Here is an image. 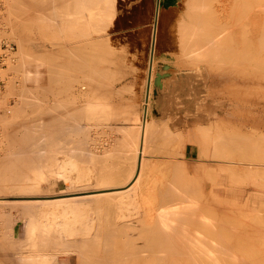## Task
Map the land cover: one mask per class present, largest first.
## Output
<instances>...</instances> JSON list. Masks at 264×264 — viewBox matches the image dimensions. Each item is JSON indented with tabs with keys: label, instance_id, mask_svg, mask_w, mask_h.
<instances>
[{
	"label": "rangeland",
	"instance_id": "1",
	"mask_svg": "<svg viewBox=\"0 0 264 264\" xmlns=\"http://www.w3.org/2000/svg\"><path fill=\"white\" fill-rule=\"evenodd\" d=\"M13 0H11V1H9V0H5V8H4V11H3V13H2V15H1V17H0V24L2 25V27H3V30L2 31H0V35H3V32H4V37L6 38V40L7 41H9L10 43H12L13 44V49H12V51H13V53L14 54H11L10 55V57L8 58V60H6V62H5V66L3 67V73L1 72L2 71V69H0V116L2 115V119H0V121L1 120H3L4 122H3V124L1 125L0 124V131H1V134H0V146H3L4 145V143L7 141V140H10L11 139V136H9L8 135V133H5V132H7V130H9L10 131V126L9 125H4V124H7V122L9 121V117H10V121H12V122H14V121H17V122H19V121H21L20 120V118L22 119V117L24 116V117H26L27 116V118H29V116H30V114H32L33 112H30L29 113V115H25V113H26V111H31L32 109H33V107H35L33 110H34V113H36V114H34V115H38L39 116V114L40 113H43V111L45 110V109H48L49 107L52 109V107H53V105H52V107H51V104H50V102H51V100H52V102H53V100H54V98L55 97H57V98H55V101H54V103H56V101L57 102H60V104H61V101L63 100H59V99H61L62 98V96H64L66 93L68 94L69 93V91H71V95H67V96H69V98L70 97H72V93H74V95H73V101L72 100H70L71 102H72V104H71V102L69 103V106L67 107L66 106V108H64V106H63V104H61L62 106H63V108L64 109H66V111L67 112H65L64 111V109H62V110H60V106L61 105H59V108H58V105H56L57 106V109H56V111H57V113L59 112V114H61V112H65V113H70L69 111H71V115H69V121L68 122H70L68 125H70V127L69 126H67L68 128H70V129H68L69 131H67V132H69L68 134H71V135H68V137L66 136L65 137V139L67 138V140H65V139H62V142H63V144H65V146L67 145L66 143V141H70V145H72V147L71 146H62L63 147V149L62 150H64V151H62V150H60V147H58L59 148V150L56 148V152L54 153V152H52V151H50L51 149L49 148V146H48V142H47V140H48V136L46 137L45 135H44V133H46V132H42L41 133V135H37V133H35V132H31L32 130H34V131H36L37 129V127L39 128V126H37L38 124H36V128L35 129H31V128H34V127H31V125L32 126H34L33 124H35L36 122H37V120H38V122H40V121H43V123H44V121H45V117H41V119L42 120H40V118L38 117V116H36L34 119H35V121H34V119L32 118V120L30 119V121H29V119H27V121L26 120H24V117H23V119H22V121L21 122H19V124H20V129L22 128L23 129V126L22 125H25L26 124V122H30V125L29 124H26V125H29L30 126V133H33V135L35 136L36 135V139L37 140H35V139H31V140H29L28 139V137H31L30 135H25L27 132L26 131H22V132H26L25 134L24 133H22L21 131H20V129H19V125H18V134L20 135V138L21 137H25V139L27 138V140H29V141H31L32 142V140H34V141H40V143H42V139L44 138L45 140H46V143L43 141V143H45V145L47 146V148H45V145H43L42 147L43 148H45V150H46V153H47V149L50 151H48V153L49 154H47V156H45V150L42 148V147H40V148H42V149H40L39 148V152H37V150L36 151H33L32 150V148L34 147V144H36L37 142H33V144L31 143V142H28L27 144H26V140H24V138H23V140H21V142H25V145L26 146H28V144L29 143H31V146L32 147H28V152L26 151L27 150V147L24 145V144H22V143H19V144H22L23 146L22 147H26V150H24V148H23V150L25 151V152H27V153H25L24 151H22L21 150V145L19 146L18 145V148L20 147V149H19V151H18V153H20V155L18 154V153H16V154H18V157H20V156H22V155H29V152L30 151H33L34 152V154H37V153H41L45 158L43 159V156H41V158H42V160H43V162L44 163H46V162H49V161H51V159L53 160V157L54 156H57V154L56 153H59V157H64L65 156V158H68V157H70L71 156V159H73V160H76L77 162V166L78 165H80L79 166V170L81 169V171H83L84 173H82V172H80V174L79 175H75L74 173V176L76 177V176H79L80 177V175H81V179L80 180H78L77 179V177L75 178V183H74V181H73V183L76 185V186H78L79 187V184L77 183V180L80 182V184L81 185H83V187H85L86 185H85V183L86 184H88V186H90V184L91 183H95V180H94V178H96L98 175H100L102 172H109L110 171V168H112L114 165H115V167L113 168V169H111V170H114L115 168H116V170L117 171H115V172H118V173H120V172H124L123 174H121L122 176H120V174H119V176H120V179L121 178H124L123 176H127V171H130L131 169H130V167L132 166L131 164L133 163V161H131V163H130V161L129 160H131V159H133L134 160V158H133V156H132V154L133 153H135V150H133L134 148H132V146L134 147V142H133V139H134V141H135V139H136V132L138 131L137 130V128H139L138 127V124L140 125V126H142V124L144 123L143 122V110L145 109V110H147L146 111V117H145V122H149V123H146V125H148V124H151V123H153V124H151V125H158V128L157 127H155V129L157 130H159L160 128V132L163 134L164 132H165V134L163 135V136H167L168 135V138L166 137L165 139V141H166V143H164V141L162 140L163 139V137L161 138V133L158 131H156L155 132V129L153 130L151 127V125H150V129L152 130V131H147V133L145 134V136H147L149 133H153L154 135H156L154 138H152L154 135L151 133L150 134V136H148L147 138H146V140H145V137H144V143L145 142H148L149 141V139H154L155 140V142L154 143H152L153 142V140L152 141H150V142H148V143H145V145H144V143H143V145L145 146V147H143V149H144V151H145V149H146V152L145 153H147V154H145L144 152H142V154H143V156H144V158L145 159H148V158H151V160H153V163H152V161L150 160V161H148V160H144V161H146V163H144V161H143V164L144 165H146L145 166V170L143 169V171H147L148 169H151V166H154V167H152V169L154 168V170H151V171H153V175H152V173L151 172H149L150 170H148V172H146L147 173V175H146V173H145V175L146 176H148L147 178H148V180L149 181H147V178H146V176H144V172L142 173L143 175H141V174H139V178L138 179H140L139 181H143L144 179V185L145 186H147V185H149L150 183H151V180H150V178L152 179V183H153V185L154 184H156V185H154V186H152V185H150V187L152 186V189H153V187L155 188H157L158 189V191L159 192H157V191H154V190H157L156 188L155 189H153L152 191H151V188L149 187V186H147V188H148V190H150V191H148L147 189H145V190H143L144 189V186H143V184L142 185H140L141 184V182H139V181H137V183H138V185L137 186H143L142 188L143 189H141V187H139L142 191H139V189L137 190V193H138V191H139V193L138 194H140V192H141V194L144 192L145 194H143L145 197L142 199L141 198V196L140 195H136V198H135V201H136V199L138 198V200L136 201L137 202V205H138V203L141 201V203H139V206H140V204L142 205V206H136V211H138V209H139V211L141 210V212H147L148 210H150L151 208H149V207H151L152 205H153V203H152V201H151V199L154 197V198H156L155 197V195L153 194V193H155V192H157L156 194H159L160 193V191H161V189L162 188H164V187H166V190H168V192H171V193H176L177 192V194H179L180 196H181V199H182V204H183V206H187V205H192V206H196L197 207V209H198V211H199V214H202V212L204 211L203 209L205 208L204 206H207V205H210L211 207H210V209L212 210H210L209 208V211L212 213V214H214L213 216L215 217V219H217V220H219V218H221L222 217V219H220V220H223L224 219V215H229V213L231 214V212H230V210L231 209H233V211L235 210V209H238L239 208V211L238 210H235L234 211V213L236 214V213H238V216H240V215H242L243 217L245 216V214L244 213H242L243 211H241L240 210V208L241 209H246L245 211H247V209H250V210H252V212H251V214H250V212H247L248 214H249V216H247V214H246V216L247 217H242V219H243V221H242V219H238V217H236L237 216V214H236V216L235 215H233L234 213H232L231 214V216H234V217H229V216H226L225 217V221L228 219L229 221H230V223L228 222V224H225V223H227V222H222V221H216L214 218H212V216H211V214H210V216H211V218L213 219L212 220V223H213V221H214V223H215V225L212 227V229H214V231L212 230V232H214L213 234H214V242H213V247H212V251H211V256L209 257V259H210V261H209V259H208V261L205 263V264H220V263H224L225 264V262H229L230 264H231V260H233L232 261V264H237V263H239V264H245V252H246V250L244 249L245 248V241L247 242V241H249V240H245V238L246 237H250V235L252 234V238H250V240H251V245H249L248 247V251H249V258H251L253 261H255L256 259H258V260H256L254 263L251 261V259H250V264H259V263H261V264H263L264 263V261H263V257H264V246H262V245H264V242H262V241H264V225H263V222H264V187H261V189L259 188V189H257L258 187H259V185H261V182H260V180H261V178H259V180H258V177H260V176H258L257 174H259V173H261V172H259V173H257V172H255L254 174H256L257 176H255V177H253L252 175H251V173H252V169H251V167H250V165H247V167H246V170H244V171H242V173H243V177H245V178H243V179H241L242 181H241V185H240V183L238 184V180H237V177L236 178H234V179H236L235 181L234 180H232L233 178L232 177H230L231 175H233V173H234V171H235V173L234 174H236V172H240V171H237V169L239 168V167H241V165L239 166V165H236L237 166V169H235V167H234V169L232 168V170H230L231 169V167H230V169L228 170V165H227V170H228V172H230V171H233V173H231L230 175H229V173H227L226 174V172H227V170H226V167H224L223 165H224V161L226 160V158L227 157H229V155L227 154L228 152V150L227 149H229V148H227V147H223V146H220V147H218V146H216V145H218V144H220V145H222L224 142H225V140L227 141V138H230L231 136H233V134H231V136L229 137V135H227L226 136V134L224 135V133H222L221 131H222V129L223 128H225V126H226V128L227 129H225L226 131H227V133H232L231 131H229L230 129L229 128H232V127H229V126H231L232 124H237V126H235V127H233V129L234 128H237V127H243V125L245 126V127H243V128H240V131L239 132H244V134H248L247 136H245V135H243V136H241L243 139L245 138V139H248L249 138V135L250 136H256L255 138H259V140H263L262 138H264V133H263V131H264V127H261V126H263L264 125V112L262 113V111H263V108H264V101H262V99H263V97L264 96H262L261 95V93H263L264 92V89H262V88H264V86L262 87L261 85L263 84L264 85V81H262V80H264V75H263V73L261 74L260 72H261V67H263V65H264V62H263V59H262V63L260 62L259 64H258V66L259 65H262V66H260V71H258V73H257V71L255 72V76H252L253 74H251V72H250V77L252 78V79H249V76H248V74H249V72L248 71H250L249 70V68L251 69V68H253L252 66H253V63H252V61H250L252 64H250L249 63V65L251 66V67H249V65H248V63H247V61L248 60H250L251 58V60H253L254 58H256V56H257V54H258V52L260 53V54H258V56L259 55H261V57H263L264 58V55H263V53H264V51H262V52H260L261 50H264L263 48H264V41H262L260 44H256V41L259 39L258 38V36H259V34L261 35V33H262V35H263V37H264V32H263V29H264V27H262V26H264V25H262L261 23H264V0H261V1H259V3H258V5L260 6H258L257 5V11H259V12H257V25H259V22H260V27H262V30L260 29V27H257V29H258V35H257V40L255 41V43H251L250 44V42L249 43H247V44H249V45H251V48L249 47V48H246V47H248V45L246 44L245 46H243L244 47V50L246 49L247 50V54H245V52H246V50H245V52H243V51H241V52H239V53H236V55L239 57V55H242V56H244V59H245V62H244V60H243V57L242 56H240L242 59H240V58H238L237 59V57H235L237 60H239V61H241V63L242 62H244V63H246V64H244V65H246V67L244 66V65H242L240 62H236L235 61V58L234 57H232V58H234V59H232L231 57V61L233 60V62L235 61L236 63H238V65H235L236 63H231V66L233 65V69H232V67L231 66H229L230 64V62L229 63H227L228 61H230L229 60V58H228V60L226 61L225 60V62H224V65H223V67H226V65L225 64H227V66L228 67H231V68H228V67H226L227 68V71H229V72H234V71H232V70H234V68H235V66H236V69L238 70V72L236 73H233L234 75H232V73H231V75L227 72H223V73H221L223 70H224V68L222 67V71H220V69L217 71V70H215L213 67H209V69L211 70V71H209V69L207 68V66H210V65H208L209 64V62L211 63V64H213L214 63V59H215V61L217 62V60L216 59H218V56L220 57L221 55H218V53H216V52H214L215 50H214V47L212 48V47H210V49L212 48L214 51V55L212 56V54H210V53H213L212 52V50H209L210 51V53H209V51H207V50H205V48L206 47H208V46H206V47H201V48H199L198 47V44H197V42L195 41V40H193V39H195L194 38V31L192 32V29L188 26L189 25V18L187 19V16L186 15H188L187 13H188V6L189 5H187V4H190V2H191V0H186V2L184 1V0H178V4L176 5V7H174L173 9H171V10H168V11H165V12H159L158 13V9H157V7H156V0H113L114 1V3H113V5H114V8H115V10H114V16H113V18H112V20H111V22L110 23H103L102 22V24L100 25V31H99V33L98 34H95V33H91V34H95V35H97L96 37H98V38H100V40H101V42L102 41H104V48H102L101 46H100V48H102V50L101 51H99V50H96V53H98V54H100L101 55V53H102V51H104L105 50V47L108 49V51H111L112 53V55L109 53V58L107 59L106 57H104L102 60H100L99 59V57H103V56H106V55H104V54H106L107 53V50L105 51L106 53H104L103 55H101V56H98V54H96L95 53V49H98L99 48V46L98 47H95L94 49H92V47L93 46H90V44H88L87 45V47L88 46H90V48H91V51H94V53H93V55L95 54V59H96V57L98 56V58L96 59L97 61H99V62H101L102 63V61H105L104 63H102V66H101V63H97V61L95 62V66H94V68H93V66H91V67H89V70L92 72V70H91V68L94 70L93 71V73L91 74V72H89V70L86 68V65H85V62H83L82 60V62L84 63V65L82 64V62L80 61V60H77L78 62L80 61L81 62V69L82 70H86L85 72H87V73H85V74H91V76L93 75V74H95V75H97L98 76V78L100 77V76H102V75H104L103 76V78L101 77V79H99L101 82L99 83V81L98 80H96L95 81V79L93 78V76L91 77V80H92V78H93V81H91V80H87L84 76L85 75H83V73L81 72V69L80 70H77L76 69V73L79 71V72H81L82 73V75L81 74H75L76 76L74 77V75H72L71 73H69V75H70V77H68V78H71V76L73 77V79H76V81H77V77H81V78H79L78 79V81H77V83H76V81H74V83H72V85H71V82L69 81L70 79H67L66 78V80H68L67 82H68V87H69V83H70V88L69 89H67V91H63V89H61V83H64L63 84V87H64V85H65V82H63V80H65V78L63 79V78H58V81H56V80H53V82L54 83H56V82H61V83H58V84H55V85H57L56 87H52L51 88V92H52V95H54V93H55V95H54V97H51L50 95V93L51 92H47V91H45V87L47 86H49V87H51V84H52V86H55L54 85V83L53 82H50V80H52L51 78L49 79V77L48 76H50L51 77V74L50 75H48L47 76V74H49L48 73V69L46 70V68H47V66H51V65H53V64H55L54 62H58V58L56 59V57L53 59L54 60V62H53V60L51 59V61H52V63H51V65H47L48 63H49V61L50 60H48V63H47V61H46V57L48 56L49 58H51V57H53V55L52 54H50V55H48V52H49V48L48 47H50V49H52L51 47L52 46H50V44H48V42H49V40H47L46 38H48V39H50V38H52V35L49 37L47 34L48 33H51V32H48L47 33V30H46V32H45V29L39 24V21L38 20H40L41 18V16H43L42 18V22H43V24H44V22L47 24L48 23V21H51V22H53V21H56V24L59 22L58 21V19L59 18H57L55 15L53 16L52 14H53V11H51L52 9L54 10V8L51 6V1L50 0H48V1H50V7L48 8L49 10H47V12H46V10H44L43 8H42V6H41V4H39L42 0H39V2H38V4H36L37 5V8H36V5L34 4H30V5H28L30 2V0H20L21 2H18L19 0H14V2H17V4H16V6L17 7H14L15 5L13 4L12 5V2ZM25 1V2H24ZM28 1V2H27ZM35 1H37V0H35ZM34 1V2H35ZM46 1V0H45ZM187 1H190L189 3L187 2ZM216 1V0H215ZM215 1H214V3L212 4V6L214 7V5L215 6H218V1L216 2V4H215ZM22 2H24V3H26V4H24V6H23V4H22ZM171 2H173V0H170V1H167L165 4H168V3H171ZM11 5H9V4ZM18 3H20V4H18ZM36 3V2H35ZM263 3V4H262ZM22 5V6H21ZM32 5V6H31ZM183 5H185V6H183ZM187 5V6H186ZM220 5V4H219ZM19 6H21V7H19ZM35 6V7H34ZM148 6V7H147ZM8 7H11V8H8ZM14 7V8H13ZM26 7V8H25ZM28 7V8H27ZM38 7H40L39 9H38ZM52 7V8H51ZM186 7H187V10H186ZM219 7L220 6H218V7H214V8H212V10H214L213 12H215V14L217 13L216 11H218L219 10ZM16 8L17 9H19V10H17L16 12H14V10H16ZM31 8H33V9H31ZM36 8V9H35ZM218 8V10H216ZM10 9H12V11L9 13V12H7L8 10L10 11ZM22 9V10H21ZM24 9V10H23ZM27 9V10H26ZM40 9H42V10H40ZM51 9V10H50ZM21 10V11H20ZM26 10V11H25ZM40 10V11H39ZM28 11H30V12H28ZM32 11H37V13H33L32 15H30L32 18H34L35 19V21H36V19H38L37 18V14L39 15V19L37 20L38 22H34V20L29 16V14L32 12ZM187 11V12H186ZM261 11V12H260ZM18 12H20V13H18ZM23 12V13H22ZM24 12H25V14H24ZM39 12H42V13H39ZM52 12V14H50ZM9 15H11L12 13H13V15H16V19L15 20H19V21H16L15 23H14V18H15V16H9ZM16 13V14H15ZM48 13H49V15H48ZM133 13V14H132ZM261 13V14H260ZM20 14V16H18ZM34 14H36V15H34ZM40 14H46V17H44L45 15H41L40 16ZM259 14H260V16H259ZM29 16V17H27V16ZM34 15V16H33ZM48 15V16H47ZM52 15V16H51ZM158 15V17H156ZM167 15V17H165V16ZM24 16V17H23ZM26 16V17H25ZM23 17V18H22ZM49 17V18H48ZM51 17V18H50ZM52 17H54L55 18V20H54V18H52ZM125 17V18H124ZM164 17L165 18H168L166 21H165V23H164V25L162 26V21H161V19H164ZM4 18V19H3ZM11 18V19H10ZM17 18H22V20H20V19H17ZM30 18V19H29ZM48 20H47V19ZM57 18V19H56ZM158 20H157V19ZM263 18V19H262ZM50 19V20H49ZM51 19H53V20H51ZM184 20V21H182V20ZM261 19V20H260ZM11 20V21H10ZM25 20H26V22L29 20V22L28 23H25ZM30 20H32V21H30ZM178 20H180V22H178ZM263 20V21H262ZM4 21V22H3ZM20 21H21V23L23 24V26H21L20 24ZM188 21V22H187ZM3 22V23H2ZM9 23V24H7V23ZM54 23V26L55 27H53V26H50V28L52 27V28H54V29H52V30H57V27H56V24H55V22H53ZM52 23V24H53ZM181 23H182V25H181ZM187 23H188V25H187ZM25 24V25H24ZM29 25V26H27V25ZM31 24V25H30ZM37 24V25H36ZM60 24V22L57 24V25H59ZM106 24H108V26L106 25ZM180 24V25H179ZM183 24H185V27H187L188 26V35H187V28H184V26H183ZM191 24V23H190ZM14 25H18V27H16V26H14ZM33 25V26H32ZM40 25V27H38ZM48 25H51V23L49 22L48 23ZM47 25V26H48ZM104 25H106L107 27H101V26H104ZM9 26H10V28H9ZM25 26L27 27L26 29H27V32L28 33H30V34H28L27 35V32H25L24 31V29H25ZM45 26V25H44ZM61 26V25H60ZM60 26H58V28L60 27ZM17 28V31H19V32H21L20 30L21 29H23V31H24V33H22V35L23 34H25L27 37L28 36H30V37H26L25 35H23L25 38H27L28 40H31V38L32 39H35L33 42H34V44H33V42H32V40L31 41H29V42H24L25 44H22L21 43V41L20 40H18L17 41V39H19V36L21 35V33H20V35H17L18 34V32H16V28ZM20 27H21V29H20ZM46 27V26H45ZM179 29H178V28ZM181 27H183V29H181ZM37 28H41L40 30L39 29H37ZM44 30H43V29ZM48 28V27H47ZM105 28V29H104ZM156 28V36H155V47H154V45H152V39H153V31H154V29ZM20 29V30H19ZM49 29V28H48ZM178 29V30H177ZM185 29V30H184ZM113 30V31H112ZM186 32H184V31ZM189 30L193 33H190L189 32ZM9 31H10V33H9ZM11 31L14 33H11ZM44 31V32H43ZM54 31H52V33H54ZM125 31V32H124ZM7 32V33H6ZM55 32H57V31H55ZM62 31L59 29L58 30V34L60 35V36H64V37H60L61 38V42H63L62 40H64V39H66L65 41H68L69 40V36H67V37H65L66 35L64 34V33H61ZM162 32V35H163V37L162 38H160L159 37V35H160V33ZM179 32V33H178ZM42 33V34H41ZM44 33H45V35H44ZM181 33V34H180ZM9 34V35H8ZM13 34V36H11ZM31 34H33V35H31ZM183 34V35H182ZM42 35H43V37H45L44 39H45V41L43 42V41H40V40H42L43 39V37H42ZM54 35V34H53ZM57 35V33H55V36ZM59 35H57L56 37L54 36L52 39H56V38H58L59 39ZM93 35H92V37L91 38H94L95 37V35H94V37H93ZM99 35V36H98ZM181 35V36H180ZM184 35H186V36H184ZM193 35V36H192ZM10 36V37H9ZM17 36H18V38H17ZM23 36H20L21 38L23 37ZM87 36H90L89 34L87 35ZM180 36V37H179ZM190 36H192V38H189ZM23 37V38H24ZM39 37H41V39L39 38ZM84 37V36H83ZM75 37L74 38V36L73 37H71L70 36V38H73V39H75V40H69V42L71 43V44H69V42H67V45L69 46H71L72 45V43H73V45H76L78 42L80 43H82V41L83 40H88V37L86 38V37ZM179 37V38H178ZM263 37H261L260 36V39H262ZM20 38V39H21ZM80 38H82L83 40H81ZM183 38H187V40H185V39H183ZM16 39V40H15ZM27 39H25V40H27ZM79 41H78V40ZM157 39V40H156ZM158 39H159V41H158ZM193 40V41H191V40ZM24 40V39H23ZM24 40V41H25ZM57 40V39H56ZM60 40V39H59ZM77 40V41H76ZM81 40V41H80ZM181 40H183V41H181ZM264 40V39H263ZM37 41H40V42H42V44H40V42H37ZM54 41V40H53ZM53 41H51V39H50V42H51V45H52V43H53V47H54V44L55 43H57V42H60V41H56V42H53ZM180 41V42H179ZM187 41H190V42H187ZM194 41H195V43H194ZM23 42V41H22ZM36 42V43H35ZM49 42V43H50ZM86 42V41H85ZM109 43V45H108V43ZM183 42L185 43L186 42V45H184L183 44ZM257 42H260V41H257ZM16 43V44H15ZM21 43V44H20ZM28 43V44H27ZM105 43H107V44H105ZM189 44V46H188V44ZM193 43V44H192ZM18 44H20L21 46H25L24 47V49H27V51H25V52H27V53H21V54H19L20 53V51L21 52H23L22 50H21V48H19V47H21V46H19ZM158 44V45H157ZM182 44H183V48H182ZM192 45V50H191V45ZM195 44H197V45H195ZM26 45H27V47H26ZM41 45V46H40ZM72 45V46H73ZM94 45V44H93ZM99 45V44H98ZM102 45V44H101ZM256 45V46H255ZM260 45V47L259 48H261L260 49V51L258 50L257 51V49H259L258 48V46ZM18 46V47H17ZM42 46H44V47H42ZM46 46H47V56H45V51L44 50H46V49H44V48H46ZM152 46H153V48H152ZM179 48H178V47ZM35 47V48H34ZM74 47V46H73ZM86 47V48H87ZM180 47H181V49H180ZM184 47H185V49H184ZM187 47V48H186ZM188 47H190L189 49H188ZM194 47H197V48H199L200 50V52L201 53H199V54H203V55H207V53H209L210 55H211V59L207 56V58H209L208 59V64L205 62V60L204 59H206L205 58V56H203L204 57V59H203V61L205 62V63H203V61H202V59H201V56L198 54V57L196 56L197 55V53L199 52H196V50H198V49H196V48H194ZM257 47V48H256ZM263 47V48H262ZM23 48V47H22ZM90 48H89V50H90ZM99 48V49H100ZM241 48V47H240ZM239 48V50L238 51H240L241 49ZM15 49L17 50V51H15ZM44 51L42 54L45 56L44 58H42V59H40V58H38V57H40V55H39V53H40V51L42 52V50ZM54 49V48H53ZM52 49V50H53ZM67 49H69V48H67ZM195 49V51L193 52V50ZM251 49V50H250ZM255 49V50H254ZM20 50V51H19ZM70 50V49H69ZM68 50V52H70ZM86 50H88V48L86 49ZM154 50V51H153ZM186 50H188V53L187 52H185ZM252 50L254 51L253 53H252ZM12 51H11V53H12ZM15 51V52H14ZM19 51V52H18ZM35 51H37V52H39V53H37V55H38V61L36 62V63H34V59L36 58V56H34L33 58H32V55H34V54H30L31 52H35ZM54 51V50H53ZM89 52L88 53V55H90V53H91V55H92V52ZM153 51V52H152ZM204 51H206L207 53L205 54V52ZM255 51H257V54H256V52ZM18 52V53H17ZM29 52V53H28ZM52 52V51H51ZM71 52H73V51H71ZM99 52H101V53H99ZM244 53V55L243 54H241V53ZM252 54H251V53ZM74 53V52H73ZM73 53H70V55L71 54H73ZM175 53V54H174ZM187 53V54H186ZM191 53H194V54H191ZM24 55V57H26L25 55H27V58H32V63H29L27 66L28 67H25L24 68V70L26 69V68H29L28 70L29 71H31V73H32V71L33 72H37V73H34V75H33V73H32V75H31V73H30V75H28V77L30 76V78H28L27 77V74H29L28 73V71H27V69L25 70V71H27V74H24V77L26 78L27 77V79L26 80H28V81H30L29 79H31V81L30 82H25V84H24V82L23 81H26L25 80V78H24V80L21 78V76H23V74L21 75V71H22V69H23V67H20V66H18V62L21 60V58L22 57H19V55ZM41 54V53H40ZM181 54H185L184 56L183 55H181ZM190 55L191 54V56H187V55ZM239 54V55H238ZM249 54L250 55H254L255 56V54H256V56L254 57V56H250L249 57ZM13 55V56H12ZM90 55V56H91ZM178 55V56H177ZM181 55V56H180ZM218 55V56H217ZM71 56H73V58L76 56V54H74V55H71ZM194 56H196V58L194 57ZM200 56V57H199ZM214 56H217V58L216 57H214ZM235 56V55H234ZM245 56H246V58H245ZM249 58H248V57ZM23 57V58H24ZM59 57V59H61L62 60V57L61 56H58ZM61 57V58H60ZM111 57H112V59H111ZM185 57H187V58H185ZM194 57V58H193ZM202 57V58H203ZM213 57V58H212ZM254 57V58H253ZM260 57V56H259ZM258 57V58H259ZM19 58H20V60H19ZM23 58H22V60H23ZM36 58V59H37ZM194 59V61L196 60H198L196 63H193L194 61H193V59ZM198 58H200V60L198 59ZM221 58L224 60V58H227V57H225V56H221ZM220 58V59H221ZM247 58H248V60H247ZM256 58L257 59V61H256V63L254 62V66H255V64L257 65V63H258V60L260 61L261 60V58ZM24 59H26V58H24ZM44 59H45V61H46V63H45V61H44ZM213 59V60H212ZM256 59H254V60H256ZM14 60H16V61H14ZM21 60V61H22ZM27 60V59H26ZM29 60V59H28ZM31 60V59H30ZM55 60H57V61H55ZM61 60H59V61H61ZM108 60H110L109 62L110 63H108ZM182 60V61H181ZM207 60V59H206ZM211 60L213 61V62H211ZM223 60H219L218 61V63L220 62L221 63V61H223ZM243 60V61H242ZM20 61V63H22ZM25 61V60H24ZM39 61H41V62H39ZM50 61V62H51ZM188 61H189V63H188ZM202 61V62H201ZM18 63V64H15V65H17L18 67H20V69L19 68H17L18 70L17 71H19V72H16V70H14V67H12V66H14L13 65V63ZM151 62V63H150ZM180 62V63H179ZM184 62H186L185 63V65L183 64ZM192 62V63H191ZM216 62H215V64H216ZM8 63H10V64H8ZM11 63H12V65H11ZM24 63V62H23ZM22 63V64H23ZM96 63L98 64L97 66H96ZM176 63V64H175ZM190 63H191V65H190ZM217 63V64H218ZM220 63H219V66H220ZM6 64H8L7 66H6ZM22 64H19V65H21L22 66ZM87 64V63H86ZM178 64V65H177ZM180 64V65H179ZM194 66H193V65ZM214 65V66H218V65ZM222 64H223V62H222ZM229 64V65H228ZM189 65V66H188ZM207 65V66H206ZM248 65V66H247ZM9 66H11V67H9ZM100 66V67H99ZM151 66H153V67H151ZM206 66V67H205ZM238 66V67H237ZM242 66V68L243 69H247V70H243L242 68H240ZM257 66V67H258ZM79 67V66H78ZM77 67V68H78ZM95 67H96V69L97 70H101V71H97L96 69H95ZM98 67V68H97ZM102 67H103V69H102ZM190 67V68H189ZM194 67H195V69H194ZM200 68V69H198V68ZM202 67V68H201ZM248 67V68H247ZM50 68V67H49ZM106 68H108V69H106ZM151 68V69H150ZM153 68V69H152ZM206 68V69H205ZM212 68V69H211ZM219 68V67H218ZM240 70H242V71H239V69ZM255 68H256V66H255ZM254 68V69H255ZM13 69V70H12ZM208 69V70H207ZM230 69H232L231 71H230ZM254 69H252V70H254ZM257 69V68H256ZM258 69V70H259ZM24 70L22 71V73H25L24 72ZM74 70H75V68H74ZM102 70H103V73H102ZM105 70H107V75H109V76H107L106 77V71ZM110 72H109V71ZM194 70V71H193ZM236 70V71H237ZM5 71V72H4ZM9 71V72H8ZM97 71V73H95ZM152 71V72H151ZM255 71V70H254ZM264 71V67H263V70H262V72ZM74 72V71H73ZM78 72V73H79ZM102 74H101V73ZM104 72H105V74H104ZM214 72V73H213ZM217 72V73H216ZM242 72V73H241ZM243 72H247V74L246 73H243ZM14 73V74H13ZM98 73H100V74H98ZM157 73H159V74H161L162 76L160 77V81L158 80V84L157 85H155L154 84V79L156 78V76H157ZM210 73V74H209ZM220 73L221 74H223L222 76L220 75ZM242 74V78H240L241 76L239 75V76H237V74ZM254 73V72H253ZM142 75V79H141V83H140V85H139V90H140V92L138 93L136 90H137V85H136V76L137 75ZM152 74V75H151ZM197 74H198V76H197ZM217 74H219V75H217ZM224 74H226L227 76H229L227 79H228V81H229V83H227L228 81L226 80V79H223V78H226L227 76L226 75H224ZM244 74H246L247 75V77H246V75H244ZM258 74H261V75H258ZM15 75H16V78H15ZM68 75V74H67ZM68 75V76H69ZM78 75V76H77ZM100 75V76H99ZM175 75V76H174ZM212 75V76H211ZM257 75V76H256ZM11 76V77H10ZM17 76H18V78H17ZM19 76H20V78L23 80H21V82L23 83V84H21L20 83V78H19ZM87 76V75H86ZM90 75H88V77H89ZM114 77V79L112 78V77ZM151 76V78H149ZM194 76H196V77H194ZM211 76V77H210ZM224 76V77H223ZM231 76H233V77H231ZM235 76H237L238 78H240V79H238L237 77H235ZM47 77H48V79H49V81H48V79H47ZM83 77L85 78V82H86V84H85V82H84V80H83ZM94 77H96V76H94ZM109 77H111L112 79H110ZM234 78V79H232V81H231V78ZM246 79H245V78ZM256 77V78H255ZM258 77H261L259 80L257 79ZM2 78V79H1ZM10 78H12V80H10ZM97 78V79H98ZM105 78V80H106V78H107V84H106V81L105 80H103ZM254 78V79H253ZM63 79V80H62ZM147 79H150L149 80V82H148V84L150 85V87H149V85L147 86ZM202 79V80H201ZM235 79H238L239 80V83H238V81L237 80H235ZM245 79V80H244ZM248 79H249V81H250V83H251V87H250V84H249V81H248ZM256 79V80H255ZM3 80V81H2ZM7 80H9V83H8V81ZM18 80V81H17ZM35 80V81H34ZM61 80V81H60ZM65 80V81H66ZM71 80H72V78H71ZM87 80V81H86ZM103 80V81H102ZM111 80H112V83H111ZM193 80H195V81H193ZM225 80L227 81V82H225ZM247 80V81H246ZM253 80H255V86H257L258 87V85L260 86V87H255L254 85H252V83H253ZM261 80V82H263V83H261L260 82V84H258L259 82L258 81H260ZM240 81H241V83H240ZM242 81H245V83L244 82H242ZM257 81V82H256ZM10 82L14 85V87L13 88H17L18 87V90H16V88H15V90H14V92H13V94H12V92L11 91H13L12 90V88L10 87L12 84H10ZM17 83V85H16V83ZM32 82V83H31ZM34 82H36L37 84H35ZM66 82V83H67ZM83 82V83H82ZM104 82H105V84H104ZM109 82H110V84H109ZM145 82V83H144ZM211 82H214V83H211ZM224 82V83H223ZM231 82H232V87H230L231 86ZM233 82H235V83H233ZM237 82V83H236ZM248 82V84H249V87H247V83ZM15 83V84H14ZM32 84V85H30V84ZM33 83L38 87H35V85H33ZM42 83L43 84H45L46 86L43 88L42 86H44V85H42ZM78 83H80V84H78ZM81 83H82V85L83 84H85V86H82L81 85ZM100 85H99V84ZM103 83V86L101 85ZM204 83V84H203ZM227 83V84H226ZM256 83H257V85H256ZM38 84H40L41 85V88H39V86H38ZM228 84H229V88H227L228 87ZM240 85V86H243L242 88H240V86H238L237 87V85ZM243 84V85H242ZM10 85V86H9ZM22 85H28V87L33 91H29L28 89H26L27 88V86H26V88H25V90H23L24 89V87L25 86H23L22 87ZM67 85V84H66ZM77 85V86H76ZM145 85V86H144ZM214 87H213V86ZM246 87H245V86ZM59 86H60V92H63V93H58V95H56V91L58 92V90L59 89H55V88H59ZM71 86H73V88H71ZM76 86V87H75ZM80 86L82 87V88H80ZM204 86V87H203ZM218 86V87H217ZM226 87V89H228L227 91H231L232 89H233V91H235V93L237 92L236 90H235V88L236 89H238L239 91H240V89L241 90H243L242 91V95H240V93H241V91H240V93H237V95H240V96H236V94H235V96H233L234 94V92L231 94V96H233L232 98H231V96L229 95L230 94V92H226V89H225V87ZM235 86V88H233ZM8 87H9V91H8ZM31 87H35L36 88V91H34ZM48 87V88H49ZM76 89H75V88ZM86 87V88H85ZM102 87V88H101ZM127 87V88H126ZM146 87V89L144 90V88ZM215 87H217V90H216V88ZM223 88V90H222V88ZM253 87H254V89H253ZM4 88V89H3ZM22 88V89H21ZM66 88H67V86H66ZM66 88H64V89H66ZM78 88H80L82 91H86V93H87V95H86V93H84V92H82L80 89V92H79V90H78ZM83 88H85V89H83ZM89 88H90V90H89ZM92 88V89H91ZM97 88V89H96ZM99 88V89H98ZM114 88V89H113ZM122 88H124L123 90H122ZM210 88V89H209ZM212 88H214V89H212ZM247 88H250V90H248V91H246L247 90ZM252 88V89H251ZM260 88V89H259ZM19 89H21V90H23L24 92H25V94H26V100H25V98H23L22 96L24 95L25 96V94H22L21 93V98H22V101H23V99L25 100L24 102L26 103V105H23V103L21 102V104H20V95H19V93H20V91H19ZM39 89H41V91L39 90ZM43 89H44V92H42L43 91ZM54 89L56 90L55 92H54ZM86 89H88V90H86ZM101 89V90H100ZM229 89H231V90H229ZM246 89V90H245ZM259 89V90H258ZM4 90V91H3ZM26 90H28V92L29 93H27L26 92ZM47 90V89H46ZM73 90H74V92H73ZM114 90H116V91H114ZM119 90V91H118ZM122 90V91H121ZM146 90H147V95H148V103L147 104H145V92H146ZM150 90V91H149ZM210 90V91H209ZM254 91V90H257V91H254L255 93L257 92V96H259V97H261V100H260V98H258L256 95H254L253 93L251 94V92L250 91ZM263 90V91H262ZM18 93H17V92ZM77 91V92H76ZM88 91V92H87ZM118 91V92H117ZM124 91V92H123ZM149 91V92H148ZM223 91V92H222ZM245 91V92H244ZM259 91V92H258ZM262 91V92H261ZM4 92V93H3ZM23 92V93H24ZM35 92H36V97L33 99V95L35 94ZM37 92H39L38 93V95H37ZM64 92H66V93H64ZM120 92V93H119ZM194 92V93H193ZM203 92V93H202ZM219 92V93H218ZM249 93V95L247 96L245 93ZM16 93H17V95H18V97H16ZM31 93H34V94H32V96H31V100L30 101H33V102H31L33 105L34 104H36V103H38V104H40L41 106H42V104H43V102H45V99L47 100L46 102H45V104H43V106L41 107L40 105H39V107H41L42 108V112L40 111V113H38L39 112V109L37 110V112H35V110H36V107L38 106V104H37V106H31L32 104L30 103V101H29V99H30V96L28 95V94H31ZM212 93V94H211ZM216 93V94H215ZM260 93V94H259ZM15 94V95H14ZM40 94V95H39ZM46 94V95H45ZM49 94V95H48ZM62 94V95H61ZM64 94V95H63ZM84 95L85 94V96H80V95ZM213 94H215L214 96H213ZM217 94H219V95H217ZM226 94H228L229 96H225ZM250 94H251V96H253V98H251L250 97ZM7 95V96H6ZM43 95V96H42ZM60 95H61V97H60ZM189 95V96H188ZM245 95V96H244ZM261 95V96H260ZM264 95V94H263ZM10 96V97H9ZM67 96H65L64 97V102H66L65 101V98H68ZM176 96V97H175ZM203 96V97H202ZM248 97L249 99H252L253 101H256V103H257V99H258V101H259V103H263V104H259V105H255L256 103L255 102H252V100L251 101H248L249 99H247L246 100V98H245V102H247L248 101V103L249 102H252V104L251 103H249V105H248V103L246 104L244 101H242V100H244V99H241L242 97ZM43 98L41 101H43V102H41L40 100H37L36 98ZM44 97H46V98H44ZM50 97V98H49ZM59 97V98H58ZM82 97H85L84 99L82 98ZM212 97V98H211ZM239 97H241V98H239ZM257 97V98H256ZM19 98V99H18ZM29 98V99H28ZM51 98H53V99H51ZM79 98H80V101H81V103L79 102ZM219 98V99H218ZM225 98V99H224ZM229 98H231V99H229ZM233 98H234V100H233ZM237 98H239L238 100H237ZM256 98V99H255ZM28 99V100H27ZM49 99V100H48ZM57 99V100H56ZM199 99V100H198ZM235 99H236V102H235ZM18 100H19V104H17L18 103ZM129 100V101H128ZM214 100V101H213ZM221 100V101H220ZM241 100V101H240ZM264 100V99H263ZM14 101H16L17 103H15ZM26 101H28V103L26 102ZM38 101H40V102H38ZM49 101V102H48ZM62 101V102H63ZM68 101V100H67ZM87 101H89V102H87ZM103 101V102H102ZM189 101V102H188ZM224 101V102H223ZM233 101H234V103H233ZM238 101V102H237ZM262 101V102H261ZM51 102V103H52ZM63 102V103H64ZM84 102V103H83ZM105 102V103H104ZM204 102V103H203ZM219 102H220V104H219ZM230 102V103H229ZM240 102V103H239ZM13 103V104H12ZM68 103H65V104H68ZM78 103H80V104H78ZM101 103V104H100ZM104 103V104H103ZM135 103V104H134ZM173 103V104H172ZM222 103V104H221ZM243 105H242V104ZM6 104V105H5ZM74 104V105H73ZM85 104V105H84ZM89 104V105H88ZM93 104H94V106H93ZM198 105V106H195V105ZM229 104V105H228ZM15 105H20V106H15ZM28 105V107L29 106H31L30 108H32L31 110L28 108V107H26ZM46 105H49V107L47 108H44ZM71 105V106H70ZM82 105V106H81ZM91 105V106H90ZM148 105V106H147ZM174 105H175V107H174ZM183 105L184 106H186L187 108V110L183 107ZM225 105V106H224ZM246 105L248 106V107H246ZM252 105H254V107H252ZM55 106V107H56ZM84 106V107H83ZM86 106H89V107H86ZM92 106L95 108V110H93L92 109ZM102 106V107H101ZM191 106V107H190ZM214 106H215V109H214ZM217 106V107H216ZM9 107V108H8ZM20 107V109H22L23 111H25L24 112V115L21 117V116H19V115H22V113L20 112L21 110L19 109V111H18V108ZM86 107V108H85ZM230 107V108H229ZM239 107H240V109H239ZM241 107H243V108H241ZM257 107H259V108H262V110L260 111V109H258ZM15 110H14V109ZM40 108V109H41ZM43 108H44V110H43ZM49 108V110H51ZM136 108H137V110H136ZM198 110H197V109ZM203 108V109H202ZM223 108V109H222ZM225 108V109H224ZM249 108H251V110L249 109ZM253 108V109H252ZM11 109V110H10ZM76 109H77V112H78V114L76 115L75 114V112H74V110L76 111ZM82 109H84V110H82ZM132 109V110H131ZM234 109V110H233ZM246 109H249L250 110V112H246ZM3 110L5 111V113L3 112ZM10 110V111H9ZM32 110V111H33ZM48 110V111H49ZM61 112H60V111ZM79 110V111H78ZM88 110V111H87ZM98 110V111H97ZM103 110V111H102ZM142 110V111H141ZM194 110L196 111V112H194ZM224 110V111H223ZM234 112H233V111ZM255 110H259V113L260 114H262V115H258L256 112L257 111H255ZM11 112V114H9L8 115V117L6 116L5 117V114L6 113H9V112ZM13 111L15 112V114L17 115V116H15V114L13 113ZM28 111V112H29ZM80 111H81V114L83 113V115L81 116V114H80ZM87 111V112H86ZM95 111V112H94ZM105 111V112H104ZM131 111H133V112H131ZM184 111V112H183ZM193 111V112H192ZM207 111V112H206ZM214 111V112H213ZM230 111V112H229ZM236 111V112H235ZM254 111V112H253ZM3 112V113H2ZM63 112V113H64ZM72 112H74L73 114H74V117H73V115H72ZM76 112V113H77ZM92 112V113H91ZM98 112V113H97ZM103 112H104V114H103ZM108 112L111 114H109L110 115V119L109 118H107L109 115H108ZM141 112V113H140ZM190 112V113H189ZM223 112H225V113H223ZM233 112V113H232ZM252 112L254 113V116H251L252 118H254L253 120H255L257 117H260V118H262V120L260 119V118H257L258 120H255L256 121V123H254L255 121H253L252 119H251V117H249L250 116V114H252ZM14 114V118H18V116L20 117L19 118V121H18V119L16 118L15 120L13 119V117H11V116H13V114ZM19 113H21V114H19ZM38 113V114H37ZM86 113V114H85ZM89 113H90V115H89ZM241 113V114H240ZM28 114V113H27ZM79 114H80V116H79ZM96 114H98V115H96ZM131 114H134V115H132L133 116V118H132V116H131ZM142 114V115H141ZM169 114V118H171V120L166 116V115H168ZM174 114V116H171V115H173ZM189 116H188V115ZM197 116H196V115ZM199 114V115H198ZM222 114V115H221ZM223 114H224V116H223ZM236 115V118H235V115ZM238 114H240V115H238ZM245 114V115H244ZM246 114H247V116H246ZM33 114H32V116H34ZM94 115V116H93ZM106 117H105V116ZM141 115V116H140ZM219 115H221V117L219 116ZM238 115V116H237ZM41 116V115H40ZM75 116L77 117V118H75ZM79 116V117H78ZM87 116H88V118H87ZM92 116H93V118H92ZM96 116V117H95ZM102 116V117H101ZM131 116V117H130ZM134 116H136V117H138V119L137 118H135ZM256 116V117H255ZM70 117H72L71 118V120H70ZM83 118V120H81L82 118ZM98 117H100V118H98ZM167 117V118H166ZM202 117H204V118H202ZM207 117V118H206ZM218 117H220V118H222L223 120H221L220 122L218 121ZM240 117V118H239ZM248 117V118H247ZM7 119V121H5L6 119ZM30 118H31V116H30ZM76 119L77 120V122H71V121H73L72 119ZM96 118H97V120H96ZM103 118H104V120H103ZM109 119V120H107V119ZM150 118H151V121H149L150 120ZM153 118H154V120H153ZM202 120H201V119ZM210 118V119H209ZM219 118V119H220ZM225 118V119H224ZM12 119V120H11ZM74 119V121H76ZM101 119V121H98V120H100ZM124 119V120H123ZM133 119H137V120H134L135 122H133L132 120ZM157 119V120H156ZM217 119V120H216ZM227 119H229V121L227 120ZM246 119V120H245ZM24 120V121H23ZM93 121L92 123H91V121ZM106 120V121H105ZM118 120H120V122L118 121ZM209 120V121H208ZM83 121V122H82ZM86 121H88V122H86ZM95 121H98V122H95ZM122 121V122H121ZM125 123H124V122ZM138 121H140L139 123H138ZM155 121V122H154ZM208 121V122H207ZM214 121V122H213ZM217 121V122H216ZM231 121V122H230ZM249 123H248V122ZM258 121V122H257ZM23 122V123H22ZM28 122V123H29ZM31 122L33 123V124H31ZM79 122V124H77ZM103 122H105V125H103ZM106 122H108V123H106ZM110 122H112V123H110ZM164 122V123H163ZM198 122V123H197ZM201 122V123H200ZM211 122V123H210ZM219 122V123H218ZM223 124H222V123ZM227 122V123H226ZM0 123H2V121L0 122ZM21 123H22V125H21ZM42 122H41V124H43ZM75 123V127H76V129H77V131H79L78 133L77 132H75L76 131V129H75V127H73V124ZM84 123H85V125L86 124H89L88 126L86 125V127L87 128H89L90 126H91V124H92V128L90 127L89 129H86V127H84L85 125H84ZM95 123V124H94ZM98 123V124H97ZM117 123H119V124H117ZM124 123V124H123ZM163 123V124H162ZM167 123V124H166ZM218 124L217 126H216V124ZM221 123V125L219 126V124ZM230 123H232L231 125H229ZM240 123H243L242 125L240 124ZM260 123V124H259ZM262 123V124H261ZM72 124V125H71ZM81 124V127L79 126ZM99 124L101 125V127L99 126ZM107 124L110 126H112V124L116 127H114V126H112V127H109V126H107ZM197 124V125H196ZM208 124H210V125H208ZM215 125V127L217 128L216 130H219L220 132H221V134L222 135H220L219 136V134H220V132L219 131H217V132H219V134H217V132H215L216 130H214L215 129V127H214V125ZM226 124V125H225ZM228 124V125H227ZM238 124H239V126H238ZM247 124V125H246ZM256 124L259 126V129H258V126H256ZM40 125V124H39ZM44 125H45V123H44ZM79 126V129H78V126ZM82 125H84L83 126V128H82ZM126 125H128L129 126V128H128V126H127V128L125 127ZM134 126V127H130V126ZM161 125H162V127H161ZM166 125V126H165ZM192 125V127H190ZM194 125V126H193ZM198 125H204L203 127H199ZM208 125V126H207ZM224 125V126H223ZM251 125V126H250ZM253 125V126H252ZM3 126V127H2ZM4 126H5V129H4ZM9 126V127H8ZM29 126L27 127V128H25V130H29ZM71 126L73 127V128H71ZM93 126H95V128H97L96 130H94V133H93V129H95ZM99 126V127H98ZM104 126H106L105 127V132H104V134H102L103 133V131H104ZM175 126V127H174ZM197 126H198V128H200V130H201V128H205V129H203L204 131L205 130H207L208 132H210V133H212V135H213V140L211 139V137H212V135L209 133V135L210 136H205V137H207V140H206V138H205V140H204V138H203V136H201V138H203L202 140H204V141H202L203 142V144L201 145V142H200V139H198V142H197V137H199L200 136V134L202 135L203 133H202V131H200L198 128H197ZM256 126V127H255ZM110 129H109V128ZM124 127V128H123ZM175 129H174V128ZM179 127V128H178ZM194 127V128H193ZM196 127V128H195ZM252 127V128H251ZM2 128V129H1ZM102 128V129H101ZM108 128V129H107ZM190 128V129H189ZM211 128V129H210ZM247 128V129H246ZM250 128H251V130H250ZM7 129V130H6ZM21 129V130H22ZM43 129V128H42ZM74 129L75 131L73 132L72 130ZM82 129H84V130H82ZM91 129V130H90ZM116 129V131H114ZM120 129L121 130V132H123V133H121V132H119L118 130ZM124 129H125V131H124ZM133 130V129H135V130H137L136 132L133 130V132H135L134 134H131L130 136H128L129 135V133H130V130ZM140 129V128H139ZM149 129V130H150ZM165 131H164V130ZM169 129V130H168ZM171 129V130H170ZM189 129V130H188ZM195 129H197L198 130V132L200 133H198L197 132V130H195ZM241 129H243L244 131H242ZM257 129V130H256ZM263 129V130H262ZM6 130V131H5ZM89 130V131H88ZM97 130L99 131V132H97ZM102 130V133L100 132ZM112 130V131H111ZM126 130H127V132H126ZM131 130V131H132ZM167 130V131H166ZM187 130V132H185ZM195 130V131H194ZM232 130V129H231ZM235 130V129H234ZM238 130V129H237ZM72 131V132H71ZM109 131V132H108ZM118 131V132H117ZM164 131V132H163ZM170 131V132H169ZM172 131H174V132H172ZM189 131V132H188ZM192 131H194V132H196V133H194V132H192ZM203 131V132H204ZM207 131H205L206 133V135H208V132ZM211 131H213L215 134H217V136L219 137H217L216 135H214V133L213 132H211ZM224 131V130H223ZM236 131V130H235ZM235 131H233V132H235ZM247 131V132H246ZM254 131H256L258 134H259V136H258V134L257 135H255V133L256 132H254ZM20 132H21V134H24L23 136H21V134H20ZM37 132V131H36ZM82 132L86 135V136H84V135H82ZM126 132V133H125ZM132 132V133H133ZM166 132H169V133H171L170 135H169V133H166ZM176 132V133H175ZM239 132H235V133H238V135H239ZM252 132H254L253 134H252ZM35 133V134H34ZM74 133V134H73ZM76 133L78 134V135H76ZM81 133V134H80ZM95 133H97V134H95ZM98 133H99V135H98ZM121 133V134H120ZM157 133H160V140L158 139L159 137H158V135H157ZM187 133V134H186ZM188 133H190V134H188ZM226 133V132H225ZM234 133V134H235ZM4 134H6L8 137H7V139H6V136L4 135ZM27 134H29V133H27ZM39 134V133H38ZM44 136H43V135ZM67 134V133H66ZM73 134V135H72ZM101 134V135H100ZM180 134V135H179ZM185 134V135H184ZM197 134L199 135V136H197ZM2 135H4V137L5 138H3V136ZM18 135V136H19ZM32 135V134H31ZM74 135H76V136H74ZM90 135V136H89ZM104 135V136H103ZM121 135H123V136H126V137H129V138H127V140L129 139V140H131L132 138V142L131 141H128V142H126V144L127 143H129V145L131 146V149H132V152H131V154H130V151H131V149H130V146L127 144V147L130 149H128L125 145V141H126V139H125V141L123 142L122 140H121V138L119 139V137H122V139H123V136H121ZM133 135V136H132ZM135 135V136H134ZM172 135V136H171ZM194 135L195 136H197V137H194ZM224 135V136H223ZM237 135V136H238ZM263 135V136H262ZM37 136H38V138H37ZM40 136H41V139H39L40 138ZM43 136V137H42ZM71 136H73V137H71ZM83 136V140H85V143H84V141L81 139H79L80 137H82ZM91 136H92V138L94 139V140H96V141H94V140H91L92 138H91ZM101 136V137H100ZM115 136V138L116 139H114L113 140V137ZM116 136H118V137H116ZM175 136V137H174ZM176 136L178 137V138H176ZM221 136H222V139L226 136V139L224 138V140H222L221 139ZM239 136V137H240ZM9 137H10V139H9ZM70 137H71V139H70ZM74 137H76V139L74 138ZM77 137H79V138H77ZM89 139H88V138ZM149 137H151V138H149ZM193 137L195 138V139H193ZM240 137V138H241ZM246 137H248V138H246ZM3 139V143L1 142L2 141V139ZM33 138V137H32ZM74 138V139H73ZM100 138H103V139H100ZM125 138V137H124ZM187 139V141H185V140H183L182 141V139ZM200 138V137H199ZM216 138H218V141H217V139ZM69 139V140H68ZM87 139V140H86ZM99 139V140H98ZM158 139V140H157ZM168 139H170V141L168 140ZM174 139V140H173ZM181 139V140H180ZM251 139V138H250ZM4 140H6V141H4ZM77 140V141H76ZM79 140H80V142H79ZM99 141V143H97V145H96V142H98ZM103 140V141H102ZM118 140V141H117ZM124 140V139H123ZM157 140V141H156ZM168 140V141H167ZM171 140L173 141V142H171ZM208 140H209V142H211V143H209L208 142ZM211 140V141H210ZM254 140V139H253ZM10 141H13L12 139L10 140ZM10 141H8V142H6L5 144L6 145H9L8 143L10 142ZM18 141H19V139H18ZM61 144H62V142L60 141V140H58ZM89 143H87V142ZM93 141V142H92ZM118 143H121V141H122V148H121V144H119L118 146H116V144H117V142ZM162 141V142H161ZM174 141H175V143H174ZM178 141L180 142V144L182 143V142H184V143H182V145L183 146H180V144L178 143ZM208 142V143H206V142ZM216 141H217V143H216ZM222 141V142H221ZM252 141V140H251ZM249 142V143H251V144H253L254 143V145H257V143H258V145L260 144V142L261 141H258V139H255V141H258V142H256V144H255V141H253V142ZM73 142V143H72ZM81 144V146L80 145H78L79 143ZM90 142H92V143H90ZM111 142V143H110ZM168 142H170V143H168ZM178 144H177V143ZM196 142V143H195ZM200 142V143H199ZM11 144V146H12V143L13 142H10ZM39 143V144H40ZM75 143V144H74ZM77 143V144H76ZM83 143V144H82ZM95 143V144H94ZM113 143V144H112ZM157 143H159V145L157 144ZM160 143H161V145H160ZM162 143H163V146H166V144H167V146L166 147H164V149H166V151H168V148H170V147H172L174 144V147H172V148H170L169 149V151H173L174 152V155H173V153L172 152H168V154H164V149H162L163 148V146H162ZM206 143V144H205ZM212 143H214V145L212 144ZM264 142L262 141V144H263ZM14 144H15V142H14ZM14 144H13V146H14ZM57 144H59V143H57ZM62 144V145H63ZM84 144H88L87 146H85ZM90 144H91V146H90ZM109 144V145H108ZM123 144H125V145H123ZM133 144V145H132ZM146 144H147V146H146ZM171 144H173L172 146H170L169 147V145H171ZM199 144V145H198ZM214 146V148H213V151H212V145ZM261 144V146L259 145H257L258 147H264V144L262 145ZM9 145V146H10ZM30 145V144H29ZM37 145V144H36ZM60 145V144H59ZM74 145V146H73ZM102 145V146H101ZM108 145V146H107ZM111 145H113V147L111 146ZM150 147H149V146ZM159 146V148H157V150H158V152L159 153H161L160 151V149H162V151H163V154L164 155H162V153L161 154H159L158 152H154V153H152L153 152V150H154V148H156V146ZM177 145H179L180 147H178V149H177V147H175V146H177ZM201 145V146H200ZM208 145L210 146V148L208 147ZM10 146V148L8 147H6L5 145L3 146V147H0V148H3V149H5V147H6V149H10L11 150V152H10V150H9V152H8V150H3V149H1L0 150V156L2 157V159H1V157H0V159L2 160H0V162H3V159L5 158V157H7L8 156V154H9V156H14V152L12 151V147ZM41 146V145H40ZM76 146H78V147H76ZM83 146H85L86 148L89 146V150H87L85 147H83ZM93 146H94V148H93ZM96 146V147H95ZM98 146H100V147H98ZM103 146H105V148L107 149L108 148V150H109V152H108V154H107V150L104 148L103 149ZM111 146V147H110ZM120 146V147H119ZM154 148H153V147ZM157 146V147H158ZM208 148H207V147ZM212 146V147H211ZM36 147V146H35ZM33 148V149H37V148ZM61 147V148H62ZM64 147H65V149H64ZM97 147H98V149H97ZM114 147H116V149L118 148V150H120V149H122V150H120V152L118 151V150H113V152L111 151V148H114ZM124 147V148H123ZM202 147V148H201ZM216 147V148H215ZM29 148H31V149H29ZM73 148V150H71ZM101 148V149H100ZM128 149V152L126 151V149ZM151 148V149H150ZM153 148V149H152ZM184 148H186V150L184 149ZM220 148V149H219ZM227 148V149H226ZM80 149V151L78 152L77 150H79ZM81 149H83V151H81ZM93 149V151H91L90 153H89V151L90 150H92ZM98 151H97V150ZM115 149V148H114ZM123 149H125V151H123ZM147 149H149V150H151L152 152H147L148 150ZM174 149V150H173ZM176 149V150H175ZM210 149H211V153H210ZM216 150V152H214L215 150ZM218 149L220 150V151H218ZM221 149L223 150L222 152H221ZM227 150L226 152H225V150ZM58 150V151H57ZM65 150L67 151L65 154H63L64 152H65ZM94 150H95V152H94ZM106 150V151H105ZM157 150H154V151H157ZM181 150V151H180ZM183 150V151H182ZM261 150V149H260ZM3 151H4V153H3ZM22 151V152H21ZM60 151L62 152V153H60ZM100 151H102V153L104 154L105 153V158H102V157H100V155H98V154H101V152ZM123 152V155H121L122 154V152ZM175 151H176V154L177 153H182V154H175ZM191 151V152H190ZM206 151H208L207 153H206ZM259 151V150H258ZM5 152H6V154H5ZM8 152V153H7ZM13 152V154H11ZM24 152V153H23ZM37 152V153H36ZM92 152H94V153H92ZM126 154H125V153ZM214 152V153H213ZM220 152V153H219ZM224 152L227 154V157H226V155L224 154ZM22 153V154H21ZM32 153V152H31ZM51 153V154H50ZM53 153H54V155H53ZM70 153V154H69ZM73 153V155H71ZM119 153V154H118ZM121 153V154H120ZM127 153H129L128 155L129 156H132V157H129L128 155H127ZM151 153H152V155H151ZM155 153H157V154H155ZM172 153V154H171ZM213 153V154H212ZM216 153V154H215ZM219 153V154H218ZM261 153V152H260ZM259 153V154H260ZM264 153V152H263ZM5 154V155H4ZM11 154V155H10ZM15 154V155H16ZM56 154V155H55ZM62 154V155H61ZM80 154V155H79ZM97 156H99V157H97ZM153 154H154V156H153ZM169 154H171V155H169ZM209 154H211L212 156H210ZM216 155V157H215V155ZM223 154V156H221V157H219V155H222ZM4 155V156H3ZM67 155V156H66ZM102 155V154H101ZM116 155H118V156H116ZM147 155H149V156H147ZM203 155H209V157L207 158V156H203ZM214 155V156H213ZM11 156V157H12ZM17 156V155H16ZM74 156L76 157V158H74ZM79 156V158H77ZM83 156V157H82ZM103 156V155H102ZM124 156V157H123ZM146 156L148 157V158H146ZM162 156L163 157H165V158H167V160L169 161V159H170V157L171 158H173V159H170V161L168 162V165L166 164V162L165 161H167L166 159H164V158H162ZM182 156V157H181ZM11 157H10V159H9V157H7L8 158V160H7V158L5 159V160H7V161H9V160H11ZM23 157H25V156H23ZM22 157V158H23ZM96 157H97V159H96ZM104 157V156H103ZM111 157V161L110 162H108ZM114 157H118V158H114ZM120 157H122V159L120 158ZM158 157V158H157ZM218 157V158H217ZM222 157H224V158H222ZM13 159L14 158H16V157H12ZM47 158H49V159H47ZM88 158H89V160H88ZM93 159V161H92V159ZM95 158V159H94ZM106 159V158H108V159H106V160H102V161H104V165H102L101 163H102V161H100L101 159ZM127 158H129L128 160H127ZM156 160H155V159ZM159 158H160V160H159ZM162 158V159H161ZM204 158H206L208 161H211V159H212V161H211V163H213V162H215L214 164H218L219 162L221 163V167H223V171H220V170H222V168L220 169V167H219V169L217 170V167L219 166V165H214V167L215 168H211L212 169V171H210L209 172V170L208 169H205V172H207L208 174H210V173H213L214 172V174H210V175H208V176H211V175H213V176H211L213 179H212V181L210 180V181H207L208 179H204L206 176H203V174H202V171L204 170L203 168H205V166H204V164H206V167L208 168V166H211V167H213L212 166V164L210 165V162L208 163V161L206 160V159H204ZM210 158V159H209ZM214 158V159H213ZM222 158V159H221ZM46 159H47V161H46ZM80 159V160H79ZM82 159V160H81ZM84 159V160H83ZM99 159V161H97ZM125 159V160H124ZM163 159L165 160V161H163ZM216 159V160H215ZM223 159H225V160H223ZM4 160V161H5ZM40 161V163H42L41 161V159H39ZM49 160V161H48ZM87 160V161H86ZM95 160V161H94ZM113 160H116V161H113ZM143 160V159H142ZM154 160H155V162H157L156 163V166L155 165H153V164H155V162H154ZM159 160V161H158ZM175 160H178V161H180V163H182V165H184L183 167H182V165H180V164H178L177 163V161L176 162H174L175 164H173V163H170V162H173V161H175ZM183 160V161H182ZM187 160V161H186ZM214 160V161H213ZM85 161V162H84ZM106 161H107V163H106ZM113 161V162H112ZM122 163H121V162ZM126 161V162H125ZM128 161V162H127ZM161 161H163V162H165V164L162 166L163 168H165V165H166V168L165 169H169V171L168 170H166V171H168V172H166L165 170H163L162 169V167L160 166L161 164H160V162ZM19 163H20V160L18 161ZM36 162L37 163H35V164H38V161L36 160ZM87 162H90V163H87ZM96 162H98V163H96ZM115 162H118L119 164H121V165H116L115 164ZM125 162V163H124ZM150 162V163H149ZM159 162V163H158ZM184 162V163H183ZM192 162V163H191ZM203 162V163H202ZM4 163H6V162H4ZM4 163H2V164H4ZM8 163L9 162H7L6 164L7 165H3V166H10V164L12 165V163H10L9 165H8ZM19 163H17V164H19ZM84 163H85V165H84ZM123 163H124V165H123ZM128 163V164H127ZM129 163H130V165L131 166H129ZM150 165H148V164ZM162 163V162H161ZM176 163H177V165H176ZM223 163V164H222ZM2 164H1V166H2ZM20 164H22V163H20ZM93 164V165H92ZM107 164H109V165H107ZM157 164H159V166H160V168H159V166L157 165ZM172 164V165H171ZM188 164V165H187ZM208 164V165H207ZM25 165V164H24ZM39 165V164H38ZM95 165H97V168L96 167H94ZM125 165H127V166H125ZM178 165H180V168H181V170H179L180 168H179V166ZM185 165H187L188 166V168H187V166H185ZM0 166V167H1ZM14 166H16L17 167V165L15 164ZM14 166H12L14 169H15V167ZM20 166V165H19ZM23 166V165H22ZM29 166H31V165H29ZM29 166H24V168L23 167H20V169H15V170H13V168L10 166V168H9V174L11 175V176H13L14 177V173L12 172V171H15V174H17L18 175V173H19V177L22 175V176H24L25 174H27V175H25L26 177H32L33 175H36L35 173L36 172H38V170H40V169H45V170H47L48 168L46 167V165H40V166H38V167H36V165H35V167L33 168V165L31 166L32 168L31 169H28L27 167H29ZM44 166H45V168H44ZM98 166H100L102 169L100 170V168L98 167ZM107 167V168H109L108 169V171L106 170V168L105 167ZM116 166H118V168H119V166H121L120 168H119V171H118V168L116 167ZM125 166V167H124ZM147 166H149L148 167V169H146L147 168ZM170 166H172V168L170 167ZM174 166V167H173ZM177 166V167H176ZM203 166V167H202ZM225 166H226V164H225ZM82 167V168H81ZM88 167V168H87ZM125 169H123V168ZM129 167V168H128ZM144 167V166H143ZM156 167H157V169H156ZM176 167V168H175ZM8 168V167H7ZM5 169V170H8V169ZM30 168V167H29ZM38 168V169H37ZM96 168V169H95ZM99 168V169H98ZM121 168H122V170H121ZM184 168V169H183ZM185 168H187V170L185 169ZM203 170H202V169ZM225 168V169H224ZM22 169H24V171L22 170ZM28 169V170H27ZM90 169V170H89ZM99 171H98V170ZM103 169H105L104 171H103ZM128 169V170H127ZM240 169V168H239ZM242 170L244 169V167L242 166V168H241ZM0 170H1V168H0ZM4 170V171H5ZM11 170V171H10ZM16 170H17V172H16ZM19 170V171H18ZM20 170H21V175H20ZM33 170V171H32ZM79 170H76V171H79ZM92 170V171H91ZM95 170V171H94ZM121 170V171H120ZM156 170V172H160L161 170V172H163L164 173V175L163 174H161V172L160 173H158L157 175H156V173H154V171ZM174 170H177L176 172L178 173L179 171L181 172H179L180 173V175H179V173L177 174ZM207 170V171H206ZM214 170V171H213ZM215 170H217V171H215ZM226 170V171H225ZM262 170V169H261ZM2 171V170H1ZM26 171V172H25ZM28 171V172H27ZM33 173H32V172ZM225 171V172H224ZM260 171V170H259ZM263 171V170H262ZM10 172H12L13 174H11ZM86 172V173H85ZM92 172V173H91ZM94 172V173H93ZM96 172V173H95ZM184 172V173H183ZM201 172V173H200ZM220 172V173H219ZM254 172V171H253ZM6 173H7V171L3 174V175H6ZM30 173H32L31 175H30ZM75 173H77V172H75ZM127 173V174H126ZM166 173H168V174H166ZM171 173H172V175H171ZM185 173H188V174H191V176L192 175H194L193 177H199V179H200V177H201V181L200 182H204V186H203V191L201 192L202 193V195L200 194V192L198 193L197 192V189H193L192 191H189L188 189H192V188H195V186H196V183L192 186V184L191 183H188V184H191V186H189V185H187L186 184V182L185 181H183L184 183H182V178L180 177V176H183V179L184 180H186V181H188L187 179H189L188 177V174L187 175H185L184 176V174ZM206 173V174H207ZM241 173V172H240ZM240 173H238V174H240ZM8 174V173H7ZM90 175L91 176V181L89 182V181H86V180H84L85 178H86V176L84 177V179L82 178L83 177V175ZM125 174V175H124ZM159 174L162 176V178H161V180H159V182H158V179H160V176H159ZM165 174H166V176H169L168 178H167V180L165 179L166 178V176H165ZM181 174H183V175H181ZM202 174V175H201ZM205 174V173H204ZM223 174V175H222ZM3 175H1V177L3 176ZM30 175V176H29ZM95 175V176H94ZM142 177H144V178H142ZM154 176V175H156V176H159V177H157L156 178V176H154V178L152 177V176ZM241 176H242V174H240ZM261 176L263 175L262 173L260 174ZM18 176H16L17 178H18ZM21 176V177H22ZM24 176V177H25ZM165 178H164V177ZM174 176V177H173ZM179 176V177H178ZM187 176V177H186ZM227 176H228V178L230 177V180L232 181V182H235L233 185H231V181L230 180H228V182H227ZM23 177V179H26V178H24ZM53 177H55L56 178V176L54 175ZM53 177H51V178H53ZM171 177V178H170ZM187 179H186V178ZM211 177H209V178H211ZM234 177H235V175H234ZM253 177V178H252ZM263 177H264V175H263ZM262 177V178H263ZM15 178V177H14ZM15 179V180H17V182L19 183V180L18 179ZM156 178V179H155ZM174 178V179H173ZM203 178V179H202ZM208 178V177H207ZM251 178V179H250ZM255 178V179H254ZM21 180V182H20V184L22 183L23 184V181L24 180ZM77 179V180H76ZM83 179V180H82ZM137 179V180H138ZM165 179V181H162V180H164ZM191 179V178H190ZM193 179V178H192ZM198 179V178H197ZM238 179H240L239 177H238ZM65 180V179H64ZM63 180V178H60V179H57V182H58V187L57 188H59L60 190H64L66 187H68V185H69V183L70 182H67V181H64ZM84 181V183L82 182V181ZM179 181V182H177V181ZM196 180V179H195ZM194 180V181H195ZM222 180V181H221ZM251 180H253L252 181V183L254 182V180H256V181H259L258 182V186L256 185V188H255V185H254V183L252 184L251 183ZM7 181V180H6ZM28 180H25L24 181V184H26V182H27ZM86 181V182H85ZM148 183H147V182ZM157 181V183H155ZM170 181V182H169ZM194 181L192 182V180H191V182L192 183H194ZM198 181V180H197ZM197 182V184H201L200 182ZM229 181H230V183H229ZM255 181V183L257 184V182ZM262 181V180H261ZM12 182V181H11ZM146 182V183H145ZM165 182V183H164ZM167 182V183H166ZM175 184H178V185H176V187H178V189L177 188H175V185L173 186V184L174 183ZM188 182H190V180L188 181ZM209 182H211V183H209ZM222 182V183H221ZM29 183V182H28ZM72 183V184H73ZM151 183V184H152ZM171 183H173V184H171ZM238 184V186H236L235 184ZM262 183H264V178H263V182ZM8 184V183H7ZM10 185H12L11 183H9ZM42 184H43V182H42ZM68 184V185H67ZM73 184V185H74ZM161 184V185H160ZM164 185V187H163V185ZM167 184V185H166ZM169 184H170V186L172 185V190L173 191H171V189H170V186H169ZM187 185V186H189V187H186L185 185ZM228 184V186H226ZM28 185V184H27ZM67 185V186H66ZM80 185V186H81ZM85 185V186H84ZM91 185H94V184H91ZM158 185H160L159 187H158ZM166 185V186H165ZM206 185H209V186H206ZM264 185V184H263ZM9 186V185H8ZM70 186V185H69ZM87 186V187H88ZM168 186H169V188H168ZM180 186H183V187H180ZM199 186V187H198ZM206 186V187H205ZM245 186V187H244ZM262 186V185H261ZM82 187V186H81ZM185 187V188H184ZM191 187V188H190ZM197 187H198V189L201 187L200 185H197ZM196 187V188H197ZM252 187V188H251ZM159 188H160V190H159ZM179 188H181L180 190H183V192L186 194V195H188V196H185V194H183L182 192L180 193V190H179ZM186 188H188V189H186ZM206 188H207V190H206ZM220 188H222V190H220ZM186 191H185V190ZM202 189H199L198 191H200V190H202ZM88 190V189H87ZM176 190V191H175ZM217 190H219L218 192H217ZM12 191V190H11ZM16 191L17 190H14V192L16 193ZM187 191H189V193L187 192ZM211 191L213 192V193H211ZM222 191V192H221ZM190 192H192V194L190 195ZM195 192H197L196 194H199L200 195V197H201V199H200V197L199 196H195V197H192L193 199H195V200H193L192 198H191V196H194L193 194ZM10 193H12V192H10ZM86 192H79V193H77V194H85ZM146 193H149V194H146ZM221 193V194H220ZM226 193H231V194H226ZM151 194H153V196L151 195ZM195 194V195H196ZM233 194V195H232ZM236 194H238V195H236ZM240 194H242V195H240ZM245 194V195H244ZM249 194H250V196H249ZM142 195V196H143ZM147 195H149V198H151V196H152V198L151 199H149L148 198V196ZM233 197H232V196ZM234 195H236L235 197H234ZM241 196V198H240V196ZM182 196H183V198H182ZM184 197H185V199H184ZM188 197V198H187ZM197 197H198V199H197ZM239 197V198H238ZM12 198H14V197H11V202H12ZM188 199V201H187V199ZM209 198V199H208ZM234 198H236V199H234ZM15 199V198H14ZM17 199H20L19 197L17 198ZM145 199L148 201V199H149V203H150V205H146V203L145 202H147V201H145ZM192 201H191V200ZM241 199V200H240ZM0 200H2V198L0 197ZM152 200H155V199H152ZM198 200V201H197ZM217 200H219L218 202H217ZM243 200V201H242ZM4 201V203H2V201L0 202V203H2V204H0V217L3 215V212L5 213V215H6V206H7V204L9 205V208H11L10 210H9V208L7 207V213L10 211L11 213H9L8 215H7V219H9V220H6V218H5V216H4V220H3V217L2 218H0V229L6 234V235H3L2 233V231L0 230V234L1 235H3V237L0 235V243L3 245H1L0 244V248H1V250L0 251H2V255H3V252H4V250H5V252H6V254L10 257H8L5 253H4V256L6 255L7 256V258L5 257L4 258V256H2V255H0V264H18V249H16V248H18V243L21 241H23L25 238H26V236H27V234H28V232H29V229L31 228V224L33 223V219H31V218H34V217H36V215L34 216L33 214H31V215H27V217H25V216H22V215H24L22 212V214L20 215V212L19 211H22V209H21V207H20V205H22V204H24V203H21V202H24V201H17L18 203H20V205L19 206H17L18 204H17V202H16V200H13V201H15V205L14 206H16L17 208H15V207H13V204H14V202H12L13 204L11 205V202L9 201V200H3ZM9 201V203H7V202ZM102 202H103V200H101ZM101 201H99V202H95L94 203V207L96 206V207H98V205H99V203H100V205H102V206H100L99 205V209L101 208V207H103V210H104V206H106L105 207V210H104V212L106 213L107 212V214L105 215V213L103 212V210H101L100 212L101 213H98V208H92L93 207V205L91 206L90 205V207H91V214H93V212H94V216H96V218L97 217H99L100 216V220L98 219V221H102L103 222V220H102V217L103 216H105V218L107 217H109V218H111V220H112V222H113V218L115 219V214L117 215V211H118V208L116 209V210H112V208H116V206L114 205V203L112 204V202L113 201H115V199L111 202V200H109V198H108V200L107 201H110V203H108V202H106V201H104L103 203H105L104 204V206H103V203L101 202ZM193 201H195V205H194V202ZM220 201H223L222 203L220 202ZM147 202V203H148ZM154 203H155V201H153ZM202 202V203H201ZM247 202V204H245ZM102 203V204H101ZM187 203V204H186ZM189 203V204H188ZM203 203H205L206 205H204ZM17 204V205H16ZM93 204V203H92ZM107 204H110V206H109V209L107 208ZM111 204H112V206H111ZM185 204V205H184ZM201 204H203V205H201ZM245 204V205H244ZM114 205V206H113ZM136 205V204H135ZM146 205V208H149V209H145V207L144 206ZM155 205V204H154ZM201 205V206H200ZM214 205V206H213ZM244 205V206H243ZM24 205H22V207H23ZM130 206V205H129ZM132 206V205H131ZM148 206V207H147ZM204 208H203V207ZM213 206V207H212ZM259 206V207H258ZM263 208H262V207ZM133 207V206H132ZM139 207V208H138ZM144 209V211H142V208ZM200 209H199V208ZM202 207V208H201ZM207 207H209V206H207ZM206 207V208H207ZM218 209H217V208ZM224 208V209H222V208ZM229 207H231V208H229ZM243 207V208H242ZM12 208H14V209H12ZM220 208V209H219ZM226 208H227V210H226ZM228 208L230 209V210H228ZM16 209V210H15ZM21 209V210H20ZM89 208H87L86 207V210H88ZM97 209V210H96ZM102 209V208H101ZM214 209V210H213ZM215 209H217V210H219V211H216ZM257 209H259V210H257ZM263 209V211H261ZM94 210H96V211H94ZM107 210V211H106ZM109 210H111L112 211V213H111V211L110 212H108ZM203 210V211H202ZM225 210V211H224ZM81 211L84 213V209H81ZM116 211V212H115ZM202 211V212H201ZM223 211V215L221 216V212ZM228 211V212H227ZM232 211V210H231ZM237 211V212H236ZM244 211V212H245ZM249 211V210H248ZM254 211V212H253ZM2 212V213H1ZM14 212H16V213H14ZM95 212H96V214L97 215H99V216H97L96 214H95ZM113 212H115V213H113ZM150 213H151V211H149ZM149 212H147V214L149 213ZM217 212H219V215H217L218 213ZM255 212H257V213H255ZM102 213L104 214L103 216H102ZM113 214V217H112V215L111 214ZM119 213V212H118ZM125 213H126V211H125ZM150 213H149V215H148V217H147V214L146 213H143V214H141V218L140 219H142V217H146L148 220H150L151 219V215H150ZM242 213V214H241ZM263 213V214H262ZM13 214V215H12ZM15 214V215H14ZM257 215V217L255 216V215ZM259 214L261 215L260 216V219H262L263 220V222L261 223V222H259V220H257V219H259L258 217H259ZM129 215V214H128ZM262 215H263V217H262ZM8 216H10L9 218H8ZM12 216V217H11ZM34 216V217H33ZM111 216V217H110ZM218 216H220V217H218ZM23 217V218H22ZM29 217V218H28ZM116 217H119V214L116 216ZM183 216H178V218H179V223H180V221H181V219H183L182 218ZM218 217V218H217ZM108 218V220L110 221V219ZM229 218H234V219H238V220H240V221H238L237 219L236 220H234L233 219V221L235 222V221H237V223L235 222H233L236 226H237V229H236V226H233V225H231V222H232V220L231 219H229ZM240 218V217H239ZM250 218H253V219H251L250 220ZM255 218H257V219H255ZM15 219V220H14ZM28 219V220H27ZM103 219H104V217H103ZM147 219H145L144 218V222L145 221H147ZM5 222V223H7L8 222V224L7 225H5V223L3 224V221ZM22 220V221H21ZM25 220V221H24ZM108 220H105L104 219V222H106V221H108ZM227 220V221H228ZM256 220V221H255ZM7 221V222H6ZM255 221V222H254ZM259 223H258V222ZM2 222V223H1ZM12 222V223H11ZM99 222V223H100ZM101 222V223H102ZM173 221H171L170 223H172ZM176 222V221H175ZM175 222H173V224H172V227H176L175 229H177L176 231L175 230H173V231H171V234H170V236H169V242H168V249H171V250H173V251H180V252H184V253H187V255L189 254L188 253V251H189V248L188 247H186V246H188V244L186 243L185 244V242L187 241V237H186V232H185V230L182 228L181 229V226H182V224H181V226L179 225V224H177V225H175ZM239 222H241L242 224H239ZM254 222V223H253ZM111 223V222H110ZM116 223H121V219H115V222H113V223H111V224H116ZM218 223V225H216ZM222 223H223V225H222ZM244 223V224H243ZM256 223H258V224H256ZM262 225H261V224ZM103 224V223H102ZM105 224V223H104ZM104 224H103V226H104ZM4 225V226H3ZM117 225H119V224H117ZM180 227H179V226ZM222 225V226H221ZM224 225H228V229L226 228L227 226H225V227H223ZM215 226H216V228H215ZM218 226V227H217ZM229 226H231V227H229ZM239 226H243V227H245L246 228V226H247V228H249L250 227V229H246L247 230V232H244V229H243V227H239ZM262 226V227H261ZM223 228V229H221V228ZM235 227V228H234ZM3 228H5V229H3ZM217 228H219V229H217ZM229 228H232V229H229ZM242 228V229H241ZM178 229L180 230V232H181V235H183V236H181L180 235V233H178ZM216 229H217V231L218 232H216ZM224 230L226 231V233L224 232ZM230 230V231H229ZM241 230V231H240ZM251 230V231H250ZM223 231V232H222ZM236 231H238V233L236 232V235L234 234ZM250 231V232H249ZM254 231V232H253ZM132 232H135V231H131V234H130V232H129V234L132 236V238H131V236H130V239L129 240H131V239H133V238H135L133 235H132ZM232 232H234V233H232ZM257 232V233H256ZM263 232V233H262ZM185 233V234H184ZM228 233V234H227ZM232 233V234H231ZM240 233H242V234H240ZM244 233V234H243ZM246 233V234H245ZM255 233V234H254ZM115 235V237L113 236V237H111L112 235ZM113 234H109V235H111L110 237L111 238H113L112 239V241L110 240L111 238L109 237V235H102L100 238H102L101 240H100V238L99 237H97V236H95L93 239H92V241L91 242H93L94 241V239L95 238H98L99 240H97V239H95V241H94V243H91L90 245H91V250H93L92 249V247L94 246L93 244H95L96 246V248H97V246L99 245V249H98V251H101V252H104L106 249L104 248V247H106L107 249H108V247H110L109 245H108V242H119V243H121L120 245L121 246H123V247H120L119 249H118V246H111L113 249H115V247H116V250H115V252H117V253H114V256L113 257H117V254H119V255H121V256H123L124 255V251L126 250V251H130V248L131 247H129V246H127L126 247V245L128 244V245H130L131 244V242L128 240V235L126 236V234H122L121 233V235H120V233H118V232H113ZM227 236H229V237H225V235ZM234 234V236L233 237H231V239H230V236H232ZM238 234H239V236H238ZM248 234H250V235H248ZM123 235V236H122ZM262 235V236H261ZM8 236V237H7ZM106 236H107V238L109 237V240H107L106 239ZM127 238H125V237ZM179 236H181V237H179ZM185 236V237H184ZM117 237H120V238H117ZM227 239H225V238ZM235 237H237V238H235ZM245 237V238H244ZM259 237V238H258ZM261 237H263V238H261ZM6 238V239H5ZM11 239V241H10V239ZM185 239V240H183V239ZM217 238V239H216ZM239 238H240V240H239ZM8 239V240H7ZM123 239H125V240H123ZM139 240H137L136 239V241H137V243H139V245H140V241H141V239L140 238H138ZM230 239V240H229ZM263 239V240H262ZM2 240V241H1ZM102 240L104 241V243L102 244V245H100L101 243L100 242H102ZM120 240H121V242H120ZM237 240V241H236ZM255 240V241H254ZM96 241H98V243H100V244H96L97 242ZM126 242L125 244L123 243V242ZM228 241H232L231 243H229ZM234 241V242H233ZM257 241L259 242V243H261V245H259L258 243H257ZM130 242V243H129ZM225 242H228L227 244L225 243ZM241 242V243H240ZM250 242V241H249ZM7 245H6V244ZM9 243H11V244H17V247H11V248H8L9 247ZM105 243H107V244H105ZM233 243H235L234 245H233ZM110 244V243H109ZM238 246H237V245ZM241 244V247L243 246V248H241L240 249V247H239V245ZM62 245H65L66 246V249L68 250V252L66 253L67 255H71V254H73V252H75L76 251V256H78V259H76V264H80L79 263V260L80 261H82L81 259H83L85 256H86V254H85V256H83V258H81L80 257V259H79V255H78V253H77V250L78 251H80L79 253H81L80 255H83L84 253H86L85 251L84 252H81V250H79V249H74V251H73V249H70V248H73V247H70L69 248V246H67L66 244H62ZM108 245V246H107ZM218 245V246H217ZM252 245H254V247H252ZM8 246V247H7ZM53 246H56L55 244H53ZM57 246H60V245H57ZM56 246V247H57ZM65 246L62 248V246H60V250L58 249V251H57V249L54 251L52 248V245H51V248L50 249H52L53 250V252H57V253H59V251L60 252H62V251H64V249H65ZM103 247V249H102V247ZM131 246V245H130ZM173 246V247H172ZM224 246V247H223ZM227 246V247H226ZM230 246H232V248L230 247ZM256 246V247H255ZM262 246V247H261ZM56 247H54V248H56ZM68 247V248H67ZM90 247V246H89ZM88 247V248H89ZM126 247V249L125 250H123L124 248ZM230 247V248H229ZM235 247V248H234ZM239 247V248H238ZM3 248V249H2ZM4 248H6V249H4ZM87 248V249H88ZM112 248H109L110 250L112 249ZM174 248V249H173ZM175 248H177V249H175ZM221 248V249H220ZM238 250H237V249ZM259 248V249H258ZM261 248V249H260ZM8 249V250H7ZM12 249L14 250H17L16 252L15 251H12ZM123 250V252H118V251H121V250ZM188 249V250H187ZM220 249V250H219ZM244 249V250H243ZM255 249V250H254ZM258 249V250H257ZM51 250V251H52ZM62 250V251H61ZM70 250V251H69ZM90 250V252L87 250V252H89V254H87V260H88V257H89V259H98V258H100L101 256H102V254L103 253H101V252H96L97 254H99V255H101V256H97V258L96 257H94V258H90V253L92 252ZM221 250H223V251H221ZM236 250V251H235ZM240 250V251H239ZM261 250V251H260ZM263 250V251H262ZM14 252V254H16V255H14V254H12V252ZM72 251V252H71ZM94 251H96V249L95 250H93V252ZM125 251V252H126ZM227 251V252H226ZM230 251V252H229ZM235 251V252H234ZM241 251H243V253L241 252ZM251 251H255V253L253 254ZM257 251V252H256ZM260 251V252H259ZM11 252V253H10ZM92 252V253H93ZM214 254H213V253ZM217 254H216V253ZM220 252V253H219ZM259 252V253H258ZM83 253V254H82ZM96 253H94V256H95V254ZM219 253V254H218ZM248 253V252H247ZM258 253V254H257ZM12 254V255H11ZM214 256H216V257H214ZM216 254V255H215ZM222 254H227L228 256H229V254H231V256L232 257H228L227 255H225L224 256V258L222 257ZM240 254H242V255H240ZM254 256H258V258H256L255 256L253 257L252 255ZM13 256V257H11V256ZM93 255V254H92ZM190 255V254H189ZM218 255V256H217ZM220 255V256H219ZM261 255V256H260ZM15 256V257H14ZM129 256V255H128ZM212 256H213V259H212ZM4 259H3V258ZM85 257V258H86ZM91 257H93V256H91ZM112 257V258H113ZM120 257V256H119ZM125 257H127V256H125ZM219 257H221V258H223L224 260H220L218 263H217V261L219 260ZM240 257V258H239ZM15 258V259H14ZM217 258V259H216ZM228 258V259H227ZM230 258H231V260H230ZM233 258V259H232ZM262 258V259H261ZM3 259V261H1ZM17 259V260H16ZM75 259V258H74ZM214 259L216 260V262L214 261ZM86 260V259H85ZM91 260V261H92ZM212 260H213V262H212ZM260 260V261H259ZM224 261V262H223ZM259 263H258V262ZM16 262V263H15ZM84 262V261H83ZM89 263V261H87V264ZM229 263H226V264H229ZM66 264H69V262L68 263H66ZM84 264H86V263H84Z\"/></svg>",
	"mask_w": 264,
	"mask_h": 264
},
{
	"label": "bare ground",
	"instance_id": "2",
	"mask_svg": "<svg viewBox=\"0 0 264 264\" xmlns=\"http://www.w3.org/2000/svg\"><path fill=\"white\" fill-rule=\"evenodd\" d=\"M9 1H11V0H9ZM16 1V0H15ZM22 1V0H21ZM20 0L18 1V2H21ZM35 0H30L29 2V4L28 5H30V4H38V2H39V0H37V1H35ZM51 1V6L54 8V10L52 9H50L51 11H53V14H52V12L50 13V14H52L53 16L55 15L57 18H59L58 19V21L60 22V24L59 25H57L56 24V21H53V22H55V24H56V27H57V30H55V31H57V32H55L54 30H52V29H54V28H50V26H53V27H55L54 26V23L53 22H51V21H48V23L50 22L51 23V25H48V23L46 24L45 22H44V24H43V22H42V17L43 16H41V15H45L44 17H46V14H40V20H38L39 19V15L37 14V18L38 19H36V21H35V19L34 18H32L30 15H32L34 12L35 13H37V11H32L30 14H29V16L34 20V22H38L39 21V24L45 29V32H46V30H47V33L48 32H51V33H48L47 35L49 36L50 34L52 35V38L55 36V33H57V35H59L58 34V30L60 29L62 32L61 33H64L66 36L65 37H67V36H69V40L71 39H73V38H70V36L71 37H73L74 36V38L76 37H88V40H86L84 37V39L85 40H83L82 38H80L81 40H83L82 41V43L80 42H78L76 45H73V43H72V45L74 46H68L67 45V42H69V40L68 41H65L66 39H64V40H62L63 42H61V38L62 37H64L63 35L62 36H58L59 37V39L58 38H56L58 41H60V42H57V43H55L54 44V47H53V43H52V45H51V42H50V39H51V41H53V42H56L57 40L56 39H52V38H50V39H48V38H46L47 40H49V42H48V44H50V46H52L51 48L54 50H52V49H50V47H48L49 48V52H48V55H50V54H52L53 55V57H51V58H49L48 56H47V46H46V48H44V49H46V50H44L45 51V56H47L46 58V61H47V63H48V60H50L51 61V59L53 60L55 57H56V59L58 58V62H54V60H53V62L55 63V64H53L52 63V61L50 62L49 61V63L47 64V65H51V63L53 64V65H51V66H47V68H46V70L48 69V73L49 74H47V76L48 75H50L51 74V77L50 76H48L49 77V79L51 78L52 80H50V82H53V80H56V81H58V78H65V80H66V78L67 79H70L69 81L71 82V85H72V83H74V81H76V79H73V77L71 76V78H72V80H71V78H68V77H70V75H69V73H71L72 75H74V77L76 76L75 74H81L82 75V73H83V75H85L84 77L87 79V80H91V77L94 75V76H96V77H94L93 76V78L95 79V81L96 80H98L99 81V83L101 82L99 79H101V77L103 78V76L104 75H102V76H100L102 73H103V70H102V73L100 74V73H98V74H100L99 76V78H98V76L97 75H95V74H93L92 76H91V74L93 73V69L91 68V70H92V72L89 70V67H91V66H93L94 64H95V62L97 61L96 59L98 58V56H101V55H103L104 53H106L105 51L107 50V53L106 54H104V55H106V56H103L102 58L101 57H99V59L100 60H102L104 57H106L107 59L109 58L108 56H109V53L111 54L112 52L111 51H108V49L105 47V50L104 51H102V53L101 52H99V53H101V55L100 54H98V53H96V50H99V51H101L102 50V48H104V41H102L101 42V40H100V38H98V37H96L97 35H95V34H98L99 33V31H100V25L102 24V22L104 23H110L111 22V20H112V18H113V16H114V10H115V8H114V5H113V3H114V1L113 0H50ZM50 1H48V0H42L39 4H41V6H42V8L44 9V10H46V12H47V10H49L48 8L50 7L49 5V3H50ZM185 2H186V0H184ZM214 1L215 0H191V2L190 1H187L188 3L190 2V4H187V5H189L188 6V15H186L187 16V19L189 18V25H188V23H187V25L192 29V32L194 33V38L195 39H193L192 38V36H188L189 38H192L193 40H195L196 42H197V44H198V47L199 48H201V47H206V46H208V47H206L205 48V50H207V51H209V50H212V52L214 51V52H216V53H218V55H221L222 57L223 56H225V57H227V58H224V60L221 58V56L219 57L218 55V59H216L217 60V62L215 61V59H214V63L213 64H211L209 61H208V59L211 57V55L210 54H212V56L214 55V52L213 53H210V51H209V53H207L206 51H204L205 52V54L207 53V55H203V54H199V53H201L200 51V49L199 48H197V47H194V48H196V49H198V50H196V52H198L199 50V52L197 53V57H198V54L201 56V59H202V61H203V59H204V57L203 56H205V58L207 59H204L205 60V62L208 64V62H209V64L208 65H210V66H207V68L209 69V67H215L214 69L215 70H219L220 68L222 69V67H223V65H224V62H225V60L227 61L228 60V58H229V60L232 58V57H237V59L238 58H240V59H242L240 56H242V55H239V57L236 55V53H239V52H241V51H243V52H245V50H244V47L243 46H245L247 43H249L250 42V44L253 42V43H255V41L257 40V35L259 34L258 32V29H257V27H260V22H259V25H257V12H259V11H257L258 9V7H257V5H258V3H259V1H261V0H216L215 1V4H216V2L218 1L219 3H218V6H220L219 7V10H218V8L216 9V10H218V11H216L217 13L215 14V12H213L214 10H212V8H214V7H218V6H215L214 5V7L212 6V4L214 3ZM13 3H12V5L14 4L15 6L14 7H17L16 6V4H17V2H14V0L12 1ZM25 2V1H24ZM24 2H22V4L24 3ZM28 2V1H27ZM6 3V2H5ZM264 3V2H263ZM262 3V4H263ZM9 4V3H8ZM18 4H20V3H18ZM24 4H26V3H24ZM24 4H23V6H24ZM220 4V5H219ZM10 5V4H9ZM27 5V4H26ZM186 5V6H187ZM11 6V5H10ZM22 6V5H21ZM21 6H19V7H21ZM32 6V5H31ZM183 6H185V5H183ZM259 6V5H258ZM261 6V5H260ZM259 6V7H260ZM13 7V8H14ZM35 7V6H34ZM51 7V8H52ZM148 7V6H147ZM8 8H11V7H8ZM22 8V7H21ZM26 8V7H25ZM28 8V7H27ZM36 8H37V5H36ZM35 8V9H36ZM40 7H38V9H39ZM20 9V8H19ZM19 9H17L16 8V10H14V12H16L17 10H19ZM31 9H33V8H31ZM215 9V8H214ZM22 10V9H21ZM20 10V11H21ZM24 10V9H23ZM27 10V9H26ZM25 10V11H26ZM40 10H42V9H40ZM39 10V11H40ZM186 10H187V7H186ZM12 11V9H10V11L8 10L7 12H11ZM43 11V10H42ZM13 12V11H12ZM28 12H30V11H28ZM44 12V11H43ZM187 12V11H186ZM261 12V11H260ZM18 13H20V12H18ZM23 13V12H22ZM39 13H42V12H39ZM264 13V12H263ZM8 14V13H7ZM16 14V13H15ZM24 14H25V12H24ZM133 14V13H132ZM261 14V13H260ZM260 14H259V16H260ZM9 15V14H8ZM13 15V13L11 14V15H9V16H12ZM34 15H36V14H34ZM33 15V16H34ZM48 15H49V13H48ZM47 15V16H48ZM51 15V16H52ZM13 16H15V18H14V23L16 22V21H19V20H15L16 19V15H13ZM18 16H20V14L18 15ZM27 16V15H26ZM25 16V17H26ZM29 16H27V17H29ZM165 16V15H164ZM24 17V16H23ZM22 17V18H23ZM156 17H158V15L156 16ZM165 17H167V15L165 16ZM164 17V19H161V21L163 22L162 23V26L164 25V23H165V21L168 19V18H165ZM264 17V16H263ZM22 18H17V19H20V20H22ZM49 18V17H48ZM51 18V17H50ZM52 18H54V17H52ZM56 18V19H57ZM125 18V17H124ZM4 19V18H3ZM11 19V18H10ZM30 19V18H29ZM47 19V18H46ZM157 19V18H156ZM263 19V18H262ZM38 20V21H37ZM48 20V19H47ZM50 20V19H49ZM51 20H53V19H51ZM54 20H55V18H54ZM158 20V19H157ZM182 20V19H181ZM261 20V19H260ZM11 21V20H10ZM30 21H32V20H30ZM182 21H184V20H182ZM263 21V20H262ZM4 22V21H3ZM2 22V23H3ZM29 22V20L26 22V20H25V23H28ZM178 22H180V20H178ZM185 22V21H184ZM7 23V22H6ZM10 23V22H9ZM9 23H7V24H9ZM17 23V22H16ZM15 23V24H16ZM20 23H21V21H20ZM30 23V22H29ZM53 23V24H52ZM191 23V24H190ZM262 25H264V23H261ZM21 26H23V24L21 23L20 24ZM25 25V24H24ZM27 25V24H26ZM31 25V24H30ZM37 25V24H36ZM40 25L38 26V27H40ZM46 27H45V26ZM48 25V26H47ZM61 25V26H60ZM103 25V24H102ZM107 26H108V24H106ZM106 25H104V26H101V27H107ZM180 25V24H179ZM181 25H182V23H181ZM14 26H16V25H14ZM27 26H29V25H27ZM33 26V25H32ZM58 26H60L59 28H58ZM183 26H184V28H187V35H188V26L187 27H185V24H183ZM16 27H18V25L16 26ZM15 27V28H16ZM49 29H48V28ZM262 27H264V26H262ZM262 27H260V29L262 30ZM9 28H10V26H9ZM27 27L25 26V29H24V31L25 32H27V29H26ZM42 28V29H43ZM178 28V27H177ZM20 29H21V27H20ZM19 29V30H20ZM37 29H41V28H37ZM43 29V30H44ZM105 29V28H104ZM179 29V28H178ZM177 29V30H178ZM181 29H183V27H181ZM185 30V29H184ZM183 30V31H184ZM22 33H24V31H23V29H21L20 30ZM52 31H54V33H52ZM113 31V30H112ZM16 32H18V34L17 35H20V33L21 32H19V31H17V28H16ZM29 32V31H28ZM27 32V35L28 34H30V33H28ZM44 32V31H43ZM125 32V31H124ZM185 32V31H184ZM189 32L190 33H192L190 30H189ZM263 32H264V29H263ZM7 33V32H6ZM9 33H10V31H9ZM11 33H13L12 31H11ZM22 33H21V35L20 36H23V35H25V34H23L22 35ZM91 33H95L94 35H95V37H94V35L93 34H91ZM179 33V32H178ZM186 33V32H185ZM192 33V34H193ZM1 34V33H0ZM14 34V33H13ZM13 34L11 35V36H13ZM42 34V33H41ZM54 34V35H53ZM90 35V36H87V35ZM156 28L154 29V31H153V39H152V45H154V47H155V36H156ZM181 34V33H180ZM264 34V33H263ZM3 35H4V32H3ZM9 35V34H8ZM31 35H33V34H31ZM44 35H45V33H44ZM50 35V36H51ZM56 35V36H57ZM92 35H93V37L94 38H91L92 37ZM183 35V34H182ZM19 36V39H17V41L18 40H22L21 41V43L22 44H25L26 42H29V41H31L32 40V42L35 40V39H32L31 38V40H28L29 38L28 37H30V36H26L27 38H25L24 36V38L22 37H20ZM34 36V35H33ZM49 36V37H50ZM55 36V37H56ZM99 36V35H98ZM181 36V35H180ZM179 36V37H180ZM184 36H186V35H184ZM260 36L261 37H263V35H262V33H261V35L259 34V36H258V40L257 41H260V42H257L256 41V44L258 43V44H260L262 41H264L263 39H264V37L262 38V39H260ZM10 37V36H9ZM42 37H43V35H42ZM61 37V38H60ZM159 37L160 38H162L163 37V35H162V32L160 33V35H159ZM178 37V38H179ZM17 38H18V36H17ZM21 38V39H20ZM40 39H41V37H39ZM45 37H43V39L42 40H40V41H45V39H44ZM75 38V39H76ZM25 39H27V40H24ZM75 39H73V40H75ZM183 39H185V38H183ZM16 40V39H15ZM78 40V39H77ZM76 40V41H77ZM80 40V41H81ZM157 40V39H156ZM185 40H187V38L185 39ZM191 40V39H190ZM193 40H191V41H193ZM262 40V41H261ZM40 41H37V42H40ZM79 41V40H78ZM86 41V42H85ZM158 41H159V39H158ZM181 41H183V40H181ZM195 41H194V43H195ZM19 42V41H18ZM25 42V43H24ZM71 42V41H70ZM69 42V44H71ZM160 42V41H159ZM180 42V41H179ZM187 42H190V41H187ZM20 43V44H21ZM36 43V42H35ZM108 43V42H107ZM107 43H105V44H107ZM16 44V43H15ZM20 44H18L19 46H21ZM28 44V43H27ZM33 44H34V42H33ZM40 44H42V42H40ZM88 44H90V46H93L92 47V49H94L95 47H98L99 46V48H100V46L102 47V48H98V49H95L94 51H95V53L96 54H98V56L96 57V59H95V54L93 55V53H94V51H91V48H90V46H88L87 47V45ZM94 44V45H93ZM99 44V45H98ZM102 44V45H101ZM183 44L184 45H186V42L184 43L183 42ZM183 44H182V48H183ZM188 44V43H187ZM193 44V43H192ZM197 44H195V45H197ZM96 45V46H95ZM108 45H109V43H108ZM158 45V44H157ZM191 45V44H190ZM248 45V47H246V48H251V45H249V44H247ZM41 46V45H40ZM95 46V47H94ZM188 46H189V44H188ZM214 47V50L211 48L210 49V47ZM256 46V45H255ZM258 46V45H257ZM264 46V45H263ZM18 47V46H17ZM23 47V48H22ZM24 45L23 46H21V47H19V48H21V50L23 51V52H21L20 50V53L19 54H21V53H27V52H25V51H27V49H24ZM26 47H27V45H26ZM42 47H44V46H42ZM88 48V50H86L87 48ZM178 47V46H177ZM241 47V48H240ZM260 47V45L258 46V48ZM35 48V47H34ZM67 48H69L71 51H73V52H71L69 49H67ZM89 48H90V50H89ZM152 48H153V46H152ZM179 48V47H178ZM187 48V47H186ZM190 47H188V49H189ZM239 48L241 49L240 51H238L239 50ZM253 48V47H252ZM251 48V49H252ZM257 48V47H256ZM263 48V47H262ZM180 49H181V47H180ZM184 49H185V47H184ZM250 49V50H251ZM260 49L261 48H259V49H257V51L259 50L260 51ZM264 49V48H263ZM42 50V49H41ZM42 50V52L40 51V53L39 52H37V51H35V52H31L30 54H34V55H32V58L34 57V56H36V58L38 57V55H37V53H39V55H40V57H38V58H40V59H42V58H44L45 56L42 54L44 51ZM68 50L70 51V52H68ZM190 50V49H189ZM191 50H192V45H191ZM255 50V49H254ZM12 51V50H11ZM15 51H17L16 49H15ZM14 51V52H15ZM18 51V52H19ZM52 51V52H51ZM91 51L92 52V55H91V53H90V55H88V53ZM154 51V50H153ZM152 51V52H153ZM185 51V50H184ZM195 51V49L193 50V52ZM257 51H255L256 52V54H257ZM262 51H264V50H261L260 52H262ZM17 52V53H18ZM37 52V53H36ZM104 52V53H103ZM109 52V53H108ZM185 52H187L188 53V50H186ZM241 53V54H243L244 55V53ZM254 51L252 50V53H253ZM29 53V52H28ZM50 53V54H49ZM70 53H73V54H71V55H74V54H76V56L73 58V56H71L70 55ZM186 53V54H187ZM251 53V52H250ZM251 53V54H252ZM11 54H14L13 53V51H12V53H10V55ZM18 54V55H19ZM29 54V55H30ZM175 54V53H174ZM191 54H194V53H191ZM191 54L189 55H187L188 57L189 56H191ZM245 54H247V50H246V52H245ZM256 54H255V56H256ZM258 54H260L259 52H258ZM258 54H257V56H256V58H258L259 56V58H261V60L259 61L258 60V63H257V65L255 64V66H256V68H255V66H254V62L256 63V61H257V59L256 58H254L255 56L254 55H250L249 54V57L250 56H254L253 58L254 59H256V60H248V58H247V63H248V65H249V63L250 64H252L253 63V68H249V70L250 71H248L249 72V74H248V76L250 75V72H251V74H253L252 76H255V72L257 71V73H258V71H260V69H261V74L263 73V75H264V71L262 72V70H263V67H264V65H263V67H261L260 68V66H262V65H259L258 66V64L262 61V59H263V62H264V58L263 57H261V55H259L258 56ZM28 55V54H27ZM27 55H25L26 57H24V55H19V57H24V58H26V59H24L23 58V60H22V58H21V60H20V58H19V60L23 63H20V61L18 62L19 64H22V66L21 65H19L18 63H13V65L14 66H12V67H14V70H16V72H19V71H17L18 69L17 68H19L20 69V67H23V69H22V71L24 70V68L25 67H28L30 64L29 63H32V58L30 57V58H27ZM28 55V56H29ZM108 55V56H107ZM112 55V54H111ZM181 55H185V54H181ZM180 55V56H181ZM203 55V56H202ZM235 55V56H234ZM263 55H264V53H263ZM13 56V55H12ZM58 56H61L62 57V60L61 59H59V57ZM178 56V55H177ZM186 56V55H185ZM196 56H194L195 58H196ZM199 56V57H200ZM207 56L209 57V58H207ZM217 56H214V57H216L217 58ZM60 57V58H61ZM193 57V58H194ZM203 57V58H202ZM231 57V58H230ZM243 57V60H244V62H245V59H244V56H242ZM34 59L35 61H34V63H36L39 59L37 58V59ZM185 58H187V57H185ZM192 58V59H193ZM213 58V57H212ZM221 58V59H220ZM234 58H232V59H234ZM245 58H246V56H245ZM258 58V59H259ZM29 59V60H28ZM31 59V60H30ZM105 59V58H104ZM111 59H112V57H111ZM199 60H200V58H198ZM211 59V58H210ZM209 59V60H210ZM236 58H235V61L236 62H240L241 63V61H239V60H237ZM8 60V59H7ZM25 60V61H24ZM59 60H61V61H59ZM77 60H82L83 62H85V65H86V68L89 70V72H91V74L89 73V74H85V73H87V72H85L84 70H82L81 69V62L79 61H77ZM99 60V61H100ZM213 60V59H212ZM211 60V62H213ZM219 60H223V61H221V63H220V66H219V63H218V61ZM242 60V61H243ZM14 61H16V60H14ZM44 61H45V59H44ZM46 61H45V63H46ZM55 61H57V60H55ZM99 61H97V63L99 64V63H101V62H99ZM110 60H108V63H110L109 62ZM182 61V60H181ZM193 61H194V59H193ZM198 61V60H197ZM196 60L193 62V63H196L197 62ZM201 61V62H202ZM208 61V62H207ZM233 62V60L231 61H228L227 63H229L228 65L229 66H231V63H236V62ZM250 61H252V63L250 62ZM254 61V62H253ZM29 62V63H28ZM39 62H41V61H39ZM82 62V64L84 65V63ZM105 61H102V63H104ZM204 61H203V63H205ZM215 62H216V64L218 65V66H214V65H216L215 64ZM222 62H223V64H222ZM244 62H242L241 64L242 65H244V64H246V63H244ZM87 63V64H86ZM96 63V66L98 65ZM102 63H101V66H102ZM106 63V62H105ZM151 63V62H150ZM180 63V62H179ZM185 63L186 62H184L183 64L185 65ZM188 63H189V61H188ZM192 63V62H191ZM191 63H190V65H191ZM198 63V62H197ZM262 63V62H261ZM8 64H10V63H8ZM8 64H6V66L8 65ZM15 64H18V66H20V67H18L17 65H15ZM29 64V65H28ZM37 64V63H36ZM107 64V63H106ZM176 64V63H175ZM11 65H12V63H11ZM28 65V66H27ZM100 65V64H99ZM178 65V64H177ZM180 65V64H179ZM193 65V64H192ZM226 65V67H228L227 66V64H225ZM235 65H238V63H236ZM247 65V66H248ZM79 66V67H78ZM95 66V65H94ZM94 66H93V68H94ZM186 66V65H185ZM189 66V65H188ZM194 66V65H193ZM205 66V67H206ZM245 67H246V65H244ZM258 66V67H257ZM9 67H11V66H9ZM50 67V68H49ZM78 67V68H77ZM100 67V66H99ZM151 67H153V66H151ZM219 67V68H218ZM226 67H223L224 68V70L222 71L221 69H220V71H222L221 73H229L230 75H231V73H232V75H234L233 73H237L238 72V70L236 69V66H235V68H234V70H232L233 69V65L231 66L232 67V69H230V71L232 70V71H234V72H229V71H227V68ZM231 67H228V68H231ZM238 67V66H237ZM249 67H251L250 65H249ZM74 68H75V70H74ZM98 68V67H97ZM190 68V67H189ZM198 68V67H197ZM202 68V67H201ZM240 68H242V66L240 67ZM248 68V67H247ZM255 68V69H254ZM260 68V69H259ZM2 69V73H3V68H1ZM27 69V71H28V73L30 72L31 73V71H29L28 69L29 68H26ZM25 69V70H26ZM73 69V70H72ZM76 69L77 70H80L81 69V72H75L76 71ZM95 69H96V67H95ZM102 69H103V67H102ZM106 69H108V68H106ZM151 69V68H150ZM153 69V68H152ZM194 69H195V67H194ZM198 69H200V68H198ZM206 69V68H205ZM207 69V70H208ZM212 69V68H211ZM239 69V68H238ZM243 69V68H242ZM252 69H254V70H252ZM259 69V70H258ZM13 70V69H12ZM24 70V72L25 73H22V71L20 72L21 73V75L23 74V76H21V78L24 80V74H27V71H25ZM72 70V71H71ZM97 70V69H96ZM217 70V71H218ZM237 70V71H236ZM243 70H247L246 68L245 69H243ZM71 71V72H70ZM74 71V72H73ZM97 71H101L100 69L99 70H97ZM97 71L95 72V73H97ZM106 71V77L107 76H109V75H107V70H105ZM109 71V70H108ZM194 71V70H193ZM209 71H211L210 69H209ZM239 71H242V70H240L239 69ZM5 72V71H4ZM9 72V71H8ZM110 72V71H109ZM152 72V71H151ZM254 72V73H253ZM30 73L29 74H27V77H28V75H30ZM32 73H33V75H34V73H37L36 71L35 72H33L32 71ZM32 73H31V75H32ZM75 73V74H74ZM214 73V72H213ZM217 73V72H216ZM220 73V75L222 76L223 74H221ZM242 73V72H241ZM237 74V76H241L240 78H242V74ZM243 73H246L247 74V72H243ZM4 74V73H3ZM14 74V73H13ZM69 76H68V75ZM104 74H105V72H104ZM210 74V73H209ZM246 74H244V75H246ZM261 74H258V75H261ZM87 75V76H86ZM88 75H90L89 77H88ZM152 75V74H151ZM217 75H219V74H217ZM224 75H226V74H224ZM78 76V75H77ZM175 76V75H174ZM197 76H198V74H197ZM212 76V75H211ZM210 76V77H211ZM227 76V75H226ZM237 76H235V77H237ZM251 76V77H252ZM257 76V75H256ZM11 77V76H10ZM27 77L25 78V80L27 79ZM48 77H47V79H48ZM83 77V80H84V82H85V78ZM112 77V76H111ZM109 77L110 79H114V77ZM194 77H196V76H194ZM224 77V76H223ZM229 76H227L226 78H223V79H226L227 81H228V78ZM231 77H233V76H231ZM230 77V78H231ZM246 77H247V75H246ZM250 76H249V79H252ZM15 78H16V75H15ZM17 78H18V76H17ZM19 78H20V76H19ZM20 78V83L21 84H23L22 82H21V79ZM28 78H30V76L28 77ZM78 79L79 78H81V77H77ZM93 78H92V80L91 81H93ZM98 78V79H97ZM108 78V77H107ZM107 78H106V80H105V78L103 79V80H105L106 81V84H107ZM149 78H151V76L149 77ZM238 78V77H237ZM240 78H238V79H240ZM245 78V77H244ZM248 78V77H247ZM256 78V77H255ZM261 77H258L257 79L259 80ZM2 79V78H1ZM49 79H48V81H49ZM62 79V80H63ZM78 79H77V81H78ZM232 79H234V78H231V81H232ZM238 79H235V80H237L238 81V83H239V80ZM246 79V78H245ZM244 79V80H245ZM249 79H248V81H249ZM254 79V78H253ZM10 80H12V78H10ZM22 80V81H23ZM30 81H31V79H29ZM63 80V82H65V85H64V87H63V84L64 83H61V82H56V83H54V85L55 84H58V83H61V89H63V91L65 90V91H67V89H69L70 88V83H69V87H68V80ZM86 80V81H87ZM102 80V81H103ZM149 80L150 79H147V86L149 85L148 84V82H149ZM202 80V79H201ZM225 80V82H227ZM256 80V79H255ZM255 80H253V83H252V85H254L255 86ZM3 81V80H2ZM8 81V83H9V80H7ZM18 81V80H17ZM30 81H28V80H26V81H23L24 82V84H25V82H30ZM35 81V80H34ZM61 81V80H60ZM77 81H76V83H77ZM160 81V80H159ZM193 81H195V80H193ZM247 81V80H246ZM251 81V80H250ZM250 81H249V84H250V87H251V83H250ZM262 81H264V80H262ZM67 82V83H66ZM79 82V81H78ZM242 82H244L245 83V81H242ZM252 82V81H251ZM257 82V81H256ZM259 83L258 84H260V82H261V80L260 81H258ZM16 83V82H15ZM14 83V84H15ZM18 83V82H17ZM17 83H16V85H17ZM32 83V82H31ZM35 84H37L36 82H34ZM33 83V85H35ZM83 83V82H82ZM82 83H81V85H82ZM98 83V84H99ZM111 83H112V80H111ZM145 83V82H144ZM159 83V82H158ZM211 83H214V82H211ZM224 83V82H223ZM227 83H229V81L227 82ZM226 83V84H227ZM233 83H235V82H233ZM237 83V82H236ZM240 83H241V81H240ZM261 83H263V82H261ZM10 84H12L11 82H10ZM19 84V83H18ZM30 84V83H29ZM46 84V83H45ZM45 84H43L42 83V85H44V86H42L43 88L47 85H45ZM67 84V85H66ZM78 84H80V83H78ZM85 84H86V82H85ZM85 84H83L82 86H85ZM104 84H105V82H104ZM105 84V85H106ZM109 84H110V82H109ZM204 84V83H203ZM230 84V83H229ZM229 84H228V87L227 88H229ZM247 84V87H249V84H248V82L246 83ZM30 85H32V84H30ZM100 85V84H99ZM102 86H103V83L101 84ZM241 85V84H240ZM239 84L237 85V87L238 86H240ZM243 85V84H242ZM256 85H257V83H256ZM261 85V84H260ZM10 86V85H9ZM14 87V85L12 84L10 87L12 88V90L13 91H11L12 92V94H13V92H14V90H15V88H13ZM18 86V85H17ZM23 86H25V85H22V87ZM26 86H27V88H26ZM25 87H24V89L23 90H25V88L26 89H28L29 91H32L29 87H28V85H26ZM38 86H39V88H41V85L40 84H38ZM57 85H55V86H52V84H51V87H45V91H47V92H51L50 90H51V88L52 87H56ZM66 86H67V88H66ZM77 86V85H76ZM75 86V87H76ZM145 86V85H144ZM213 86V85H212ZM215 86V85H214ZM213 86V87H214ZM233 85H232V82H231V86L230 87H232ZM245 86V85H244ZM262 87L264 86L263 84L261 85ZM35 87H37L36 85H35ZM35 87H31L34 91H36V88ZM74 87V88H75ZM149 87H150V85H149ZM204 87V86H203ZM218 87V86H217ZM217 87H215L216 88V90H217ZM225 87V86H224ZM226 87H225V89H226ZM243 86H240V88H242ZM246 87V86H245ZM255 87H257V86H255ZM258 87H260L259 85H258ZM257 87V88H258ZM38 88V87H37ZM64 88H66V89H64ZM71 88H73V86H71ZM80 88H82L81 86H80ZM80 88H78V90L80 89ZM86 88V87H85ZM85 88H83V89H85ZM102 88V87H101ZM127 88V87H126ZM222 88V87H221ZM233 88H235V86L233 87ZM244 88V87H243ZM4 89V88H3ZM22 89V88H21ZM21 89H19V91H20V93H19V97H20V104H21V102L23 103V105H26V103L24 102L25 100H26V94H25V92L23 91V90H21ZM47 89V90H46ZM55 89H59L58 90V92L55 90ZM54 89V92L56 91V95H58V93L61 91L60 90V86H59V88L57 87V88H55ZM76 89V88H75ZM92 89V88H91ZM97 89V88H96ZM99 89V88H98ZM114 89V88H113ZM124 88H122V90H123ZM146 89V87L144 88V90ZM210 89V88H209ZM212 89H214V88H212ZM224 89V90H225ZM252 89V88H251ZM253 89H254V87H253ZM260 89V88H259ZM258 89V90H259ZM262 89H264V88H262ZM16 90H18V87L16 88ZM28 90H26V92L27 93H29L28 92ZM40 91H41V89H39ZM81 90V89H80ZM80 90H79V92H80ZM86 90H88V89H86ZM89 90H90V88H89ZM101 90V89H100ZM121 90V91H122ZM222 90H223V88H222ZM223 90V91H224ZM228 89H226V92L228 93V92H230V96H231V94L233 93L234 95L233 96H235V94H236V96H240V95H242V91L243 90H241L240 89V91H241V93H240V91L238 90V89H236L235 88V90L237 91L236 93H235V91H233V89L231 90V89H229V90H231V91H227ZM246 90V89H245ZM248 90H250V88H247V90L246 91H248ZM1 91V90H0ZM4 91V90H3ZM8 91H9V87H8ZM69 91V90H68ZM67 91V92H68ZM72 91V90H71ZM71 91H69V93L67 94L66 92H64V93H66L67 95H71L70 93H71ZM82 91V90H81ZM114 91H116V90H114ZM119 91V90H118ZM117 91V92H118ZM150 91V90H149ZM148 91V92H149ZM210 91V90H209ZM222 91V92H223ZM254 91H257V90H254ZM254 91H250L251 92V94L254 92ZM263 91V90H262ZM261 91V92H262ZM10 92V91H9ZM17 92V91H16ZM24 92V93H23ZM33 92V91H32ZM42 92H44V89H43V91ZM53 92V91H52ZM52 92L50 93L51 95V97H54V95H55V93H54V95H52ZM73 92H74V90H73ZM77 92V91H76ZM82 92H84V91H82ZM88 92V91H87ZM124 92V91H123ZM232 92V93H231ZM245 92V91H244ZM249 92V91H248ZM259 92V91H258ZM4 93V92H3ZM15 93V92H14ZM18 93V92H17ZM17 93H16V97H18V95H17ZM21 93L22 94H25V96L23 95H21ZM38 93L39 92H37V95H38ZM60 93H63V92H60ZM84 93H86V91L84 92ZM120 93V92H119ZM146 94L144 95L145 96V104H147L148 103V95H147V90H146V92H145ZM194 93V92H193ZM203 93V92H202ZM219 93V92H218ZM237 93H240V95H237ZM255 93V92H254ZM253 93V94H254ZM2 94V93H1ZM0 94V95H1ZM32 94H34V93H31V94H28L29 96H30V99H29V101L32 99L31 98V96H32ZM64 95V96H62V98L61 99H59V100H64V97L65 96H67V95ZM73 95H74V93H72ZM212 94V93H211ZM216 94V93H215ZM215 94H213V96L215 95ZM246 95L248 94L249 95V93H245ZM251 94H250V97L251 98H253V96L254 95H258L257 94V92L253 95V96H251ZM260 94V93H259ZM264 94V92L263 93H261V95L262 96H264L263 95ZM15 95V94H14ZM40 95V94H39ZM46 95V94H45ZM49 95V94H48ZM62 95V94H61ZM61 95H60V97H61ZM73 95H72V97H73ZM80 95V94H79ZM86 95H87V93H86ZM217 95H219V94H217ZM228 94H226L225 96H229ZM247 95V96H248ZM260 95V96H261ZM7 96V95H6ZM21 96L23 97V98H25V100L23 99V101H22V98H21ZM34 96V97H33ZM32 97H33V99L36 97V92H35V94L33 95ZM43 96V95H42ZM59 96V95H58ZM80 96H85V94L84 95H80ZM189 96V95H188ZM233 96H231V98L233 97ZM235 96V97H236ZM245 96V95H244ZM239 97V98H241V99H244V100H242V101H244L245 102V98H246V100L247 99H249L247 96L246 97ZM261 96V97H262ZM10 97V96H9ZM68 98H65V101L66 102H64L63 100V102L61 101V104H63V106H64V108H66V106L68 107L69 106V103L71 102L70 100H72L73 98L72 97H70L69 98V96H67ZM176 97V96H175ZM203 97V96H202ZM255 97V96H254ZM258 98H260V100H261V97H259V96H257ZM256 97V98H257ZM44 98H46V97H44ZM50 98V97H49ZM55 98H57V97H55ZM55 98H54V100H53V102H52V100H51V102H50V104H51V107H52V105H53V107H52V109L49 107V105H46L44 108H46L47 106L51 109V110H49V108L48 109H45L44 110V108H43V113H40V111L42 112V106H43V104H45V102L47 101L46 99H45V102H43V101H41L42 99L41 98H36L37 100H40L41 102H43V104L40 102V101H38V102H40L41 104H42V106L40 105V104H38V103H36V104H32L31 102H33V101H30V103L32 104L31 106H37V104H38V106L36 107V110H35V112H37V110L39 109V112L38 113H40L39 114V116L38 115H34V114H36V113H34V108L35 107H33V109L32 108H30L31 106H29L28 107V105L26 106V107H28L31 111H26V113H25V115H29V113L30 112H33L32 114L34 115V116H32V114H30V116H31V118H30V116H29V118H27V116L26 117H24L23 115H24V112L25 111H23L22 109H20V107L18 108V111H19V109L21 110L20 112L22 113V115H19V116H23L24 117V120H26L27 121V119H29V121H30V119L32 120V118L34 117H36V116H38L39 118H40V120H42L41 119V117L43 116V117H45V121H44V123H45V125H44V123H43V121H40V122H38V120H37V122L35 121V119H34V121L36 122L35 124H33L32 122H31V124H33L34 126H32L31 125V127H34V128H31V129H35L36 128V124H38L37 126H39V128L37 127L36 129V131H34V130H32L31 132H35V133H37V135H41V133L44 131V132H46V133H44V135L48 138V140H47V142H48V146H49V148L51 149H49L50 151H52V152H54L55 150H56V148L59 150V148L58 147H60V150H62L63 149V147L62 146H65V144H63V142L65 141V140H67V138L65 139V137L67 136L68 137V135H71V134H68L70 131L68 130V129H70V128H68L67 126H69L70 127V125H68L70 122H68L69 120V115H71L70 113H71V111H69L70 113H65V112H67L66 111V109H64L63 108V106L60 104V102H57L56 101V103H54V101H55ZM59 98V97H58ZM83 99L85 98V97H82ZM212 98V97H211ZM231 98H229V99H231ZM239 98H237V100L239 99ZM255 98V99H256ZM19 99V98H18ZM27 99V100H28ZM51 99H53V98H51ZM219 99V98H218ZM225 99V98H224ZM263 99H264V97H263ZM262 99V101H264ZM49 100V99H48ZM68 100V101H67ZM74 100V99H73ZM72 100V101H73ZM199 100V99H198ZM233 100H234V98H233ZM252 99H249L248 101H251ZM259 100V101H260ZM129 101V100H128ZM214 101V100H213ZM221 101V100H220ZM239 101V100H238ZM237 101V102H238ZM241 101V100H240ZM248 101L247 102H245L246 104L248 103ZM259 101H258V99H257V103H256V101H253L252 100V102H255L256 104V106L257 105H259V104H263V103H259ZM261 101V102H262ZM15 103H17L16 101H14ZM27 103H28V101H26ZM49 102V101H48ZM69 102V103H68ZM79 102L81 103V101H80V98H79ZM87 102H89V101H87ZM103 102V101H102ZM189 102V101H188ZM224 102V101H223ZM235 102H236V99H235ZM252 102H249V103H251L252 104ZM65 103H68V104H65ZM80 103H78V104H80ZM84 103V102H83ZM105 103V102H104ZM103 103V104H104ZM204 103V102H203ZM230 103V102H229ZM233 103H234V101H233ZM240 103V102H239ZM249 103H248V105H249ZM259 103V104H258ZM13 104V103H12ZM17 104H19V100H18V103ZM71 104H72V102H71ZM101 104V103H100ZM135 104V103H134ZM173 104V103H172ZM219 104H220V102H219ZM222 104V103H221ZM242 104V103H241ZM244 104V103H243ZM242 104V105H243ZM6 105V104H5ZM22 105V104H21ZM39 105L41 106V107H39ZM56 105H58V108H59V105H61L60 107V110H62V109H64V113L63 112H61L60 110V112H61V114H59V112L57 113V111H56V109H57V106ZM74 105V104H73ZM85 105V104H84ZM89 105V104H88ZM229 105V104H228ZM15 106H20V105H15ZM56 106V107H55ZM71 106V105H70ZM82 106V105H81ZM91 106V105H90ZM93 106H94V104H93ZM92 106V109L93 110H95V108ZM148 106V105H147ZM195 106H198L197 104L195 105ZM225 106V105H224ZM250 106V105H249ZM84 107V106H83ZM86 107H89V106H86ZM85 107V108H86ZM102 107V106H101ZM174 107H175V105H174ZM183 107L186 109L187 107L186 106H184L183 105ZM191 107V106H190ZM217 107V106H216ZM246 107H248L247 105H246ZM252 107H254V105H252ZM9 108V107H8ZM41 108V109H40ZM189 108V107H188ZM187 108V109H188ZM230 108V107H229ZM241 108H243V107H241ZM255 108V107H254ZM258 109H260V111L262 110V108H259V107H257ZM14 109V108H13ZM186 109V110H187ZM190 109V108H189ZM188 109V110H189ZM197 109V108H196ZM203 109V108H202ZM214 109H215V106H214ZM223 109V108H222ZM225 109V108H224ZM239 109H240V107H239ZM250 110H251V108H249ZM249 109H246V112L248 111V112H250V110ZM253 109V108H252ZM11 110V109H10ZM9 110V111H10ZM15 110V109H14ZM49 110V111H48ZM82 110H84V109H82ZM132 110V109H131ZM136 110H137V108H136ZM198 110V109H197ZM234 110V109H233ZM232 110V111H233ZM6 111V110H5ZM5 111L3 110V112L5 113ZM8 111V112H9ZM79 111V110H78ZM88 111V110H87ZM86 111V112H87ZM98 111V110H97ZM103 111V110H102ZM142 111V110H141ZM146 111L147 110H143V124H142V126H140L139 124H138V127L140 128H137V130H135V129H133L135 132H133V130L131 131L130 130V133H129V135L128 136H130L131 134H136V139H135V141H134V139H133V144H134V147L132 146V148H134L133 150H135V153H133L132 154V156H133V158H134V160L133 159H131V160H129L130 161V163H131V161H133V163L130 165V163H129V166H131L130 167V171H127V176L125 177V176H123L124 178H121L120 179V176H122L121 174H123L122 172H120V173H118V172H115V171H117L116 170V168L114 169V170H111V169H113L114 167H115V165L112 167V168H110V171L109 172H102L100 175H98L96 178H94V180H95V183H91V184H94V185H91L90 184V186H88V184H86L85 183V187H83V185H81L80 184V182L78 181V180H80L81 179V175H80V177L79 176H76L77 177V183L79 184V187L78 186H76L74 183H75V176H74V174L76 175H79L80 174V172H82V173H84L83 171H81V169L79 170L78 168H79V166L80 165H78L77 166V161L76 160H73V159H71V156L70 157H68V158H65V156L64 157H59V153H56L57 154V156H54L53 157V160L51 159V161H49V162H46V163H44L43 162V160H42V158H41V156H43L41 153L39 154V153H37V152H39L38 150H39V148L40 147H42L43 145H45V143H46V140L43 138L41 141H42V143H40V141H34V140H32V142L31 141H29V140H31V139H35V140H37L35 137H36V135L34 136L33 135V133H30V122L28 123V122H26V124H29V125H22V123H21V125L23 126V129L21 130L20 129V124H19V122H21L22 121V119H23V117H22V119L18 116V121H19V118H20V120L21 121H19V122H17V121H14V122H12V121H10V117H9V121L7 122V124H4V125H9L10 126V131L9 130H7V132H5V133H8V135L9 136H11V139L13 140V141H10L11 139H10V137H9V139L10 140H4V141H6V142H8V141H10V142H13L12 143V146L10 145L11 143L9 142L8 144L12 147V151L16 154V153H18V151H19V149H20V147L18 148V145L20 146L21 145V150L22 151H24V150H26V147H27V152H28V147L30 146V147H32L31 146V143L33 144V142L35 143V142H37L36 144H34V147L35 148H37V149H33L32 148V150L33 151H36L37 150V154H34V152L33 151H30L29 152V155H22V156H20V157H18V154L20 155V153H18V154H14V156H12L11 154H13V152L10 154L12 157H16V158H12L11 156H9V154H8V156L7 157H9V159H10V157H11V160H9V161H7L8 160V158L7 157H5L4 159H3V162H0V166H1V164L2 163H4V162H9L8 163V165L10 164V163H12V165L10 164V166L12 167V166H14L15 164L17 165V167L16 166H14L15 167V169H20V167H23L24 168V166H29V165H33V168L35 167V165H36V167H38V166H40V165H46V167L48 168L47 170H45V169H40V170H38V172H36L35 174L36 175H33L32 173H30V175L32 174L33 176L32 177H26L25 175H27V174H25L24 176H22L23 174V172L21 173V170H20V175L22 176H18L19 175V173L17 172V170H16V172L18 173V175L17 174H15V171H12L13 173H14V177L13 176H11L10 174H9V168H10V166H3V165H7L6 163H4V164H2V166L0 167L1 168V170H0V197L2 198V200H0V202L2 201V203H4V201L3 200H11V197H14V198H12V202H14V204L11 202V205L13 204V207H15V208H17L16 206H14L15 205V201H13V200H16V202L19 200L20 202L21 201H24V202H21V203H24V204H22V205H24L23 207H22V205H20V203H18L17 202V206H19L20 205V207H21V209H22V211H19L20 212V215L23 213L24 215H22V216H25V217H27V215H31V214H35L36 215V217H34V218H31V219H33L32 221H33V223L31 224V228L29 229V232H28V234H27V236H26V238L21 242H19L18 243V248H16V249H18V253L16 252L17 250H13L12 249V251H15L17 254H18V264H66V263H68L69 262V264H76V259H78V256H76V251L75 252H73V254H71V255H67L66 253L68 252V250L66 249V246L65 245H62V244H66L67 246H69V248L70 247H73V248H70V249H73V251H74V249H79V250H81V252H86V253H82L83 255H80L81 253H79L80 251H78L77 250V253H78V255H79V259H80V257L81 258H83V256H85V254H86V256H87V254H89V252H90V250H91V243H94V241H95V239H97V240H99L98 238H95L94 239V241L93 242H91L92 241V239L95 237V236H97V237H101L103 234L104 235H109V234H113V232H118V233H120V235H121V233L122 234H126V236L129 234V232H130V234H131V231H135V232H132V235L135 237V238H133V239H131V240H129L130 239V234L128 235V240L131 242V246L130 245H126V247L127 246H129V247H131L130 248V251L128 250V251H126L127 249H126V247L123 249V250H125L124 251V255L123 256H121V255H119V254H117V257H113L114 256V253H117V252H115V250H116V247H115V249H113L111 246H118V249L120 248V247H123V246H121L120 244L121 243H119L118 241L117 242H111L112 241V239L113 238H111V237H115V235L113 234L112 236L111 235H109V237L111 238L110 240H109V237L107 238V236H106V239L107 240H109L110 242H108V245L110 246V247H108V249L106 248V247H104L106 250L104 251V252H101V251H98V249L100 248L99 247V245L98 244H100V245H102L103 243H104V241L102 240V242H100V243H98V241H96L97 243V248L95 247L96 245L95 244H93L94 246L92 247V249L93 250H95L96 249V251H94L93 252V250H91L92 252L90 253V258H94V257H96L97 258V256L99 255V254H97L96 252H101V253H103L102 254V256L101 255H99V256H101L100 258H98V259H89V257H88V260H87V257L85 258H83V259H81L82 261H80L79 260V263L80 264H84V263H86L87 264V261H89V263L88 264H205L207 261H208V259H209V257L211 256L210 254H211V251H212V247H213V242H214V232H212V230L214 231V229H212V227L215 225V223H214V221H213V223H212V218H214L215 219V215L214 214H212L210 211H209V209H210V205H207V206H209V207H207V206H202L204 209V211L202 212V214H199V211H198V209H197V207L196 206H192V205H190L189 203V205H185V206H183V204H182V199H181V196L179 195V194H177V192L176 193H171V192H168V190H166V187H164V185H163V187L164 188H162L161 189V191H160V193L159 194H156L157 192H159L158 191V189L157 190H154V191H157V192H155V193H153L154 195H155V197L156 198H152V196H153V194H151L152 196H151V198L152 199H155V200H152L151 198H149V195H147L148 196V198L149 199H151V201H152V203H153V205L151 206L150 205V203L148 202L149 201V199H148V201L145 199V201H147V202H145L146 203V205L148 204V205H150L151 207H149V208H151L150 210H148L147 212H149V211H151V213H150V215H151V219L150 220H148L146 217H142V219H140L141 217V214H143V213H146L147 214V212H141V210L139 211V207L140 206H142L141 204H140V206H139V203H141V201L138 203V205H137V200H138V198L141 196V198L143 199L145 196L143 195V194H145L144 192L141 194V192H140V194H138L139 193V191H142L141 189H143L142 187L144 186V189L143 190H145V189H147L148 190V188H147V186H149L150 187V185H152V186H154V185H156V184H154L153 185V183H152V179L150 178V180H151V183L149 184V185H147V186H145L144 185V180L141 182V181H139L140 179H138L139 178V174H141V175H143L144 174V176H146L147 175V173L146 172H148V170H150L149 172H151L152 173V175H153V171H151V170H154V168L152 169V167H154V166H151V169H148V167L150 166L148 163V165L149 166H147V168L146 169H148L146 172L145 171H143V169L145 168V166L146 165H144L143 164V161L144 160H148V161H150L151 160V158H148L147 156H149V155H147L146 156V158H148V159H145L144 158V156H143V154L146 152V149H145V151H144V149H143V147H145L144 145H145V143H148V142H150V141H152L153 140V142L152 143H154L155 142V136L156 135H154L152 132V134L154 135L152 138H154V139H152L151 137H149V138H151V139H149V141L148 142H145L144 143V141L146 140V138L148 137V136H150V134L151 133H149L147 136H145V134L147 133V131H152L151 129H150V125L151 124H153V123H151V124H148V125H146V123H149V122H145V117H146ZM224 111V110H223ZM255 111H257L256 113L258 114L259 113V110H255ZM2 112V113H3ZM16 112V111H15ZM15 112L13 111V113L15 114ZM74 112H75V114L77 115L78 114V112H77V109H76V111L74 110ZM74 112H72V115H73V117H74ZM77 112V113H76ZM95 112V111H94ZM105 112V111H104ZM104 112H103V114H104ZM131 112H133V111H131ZM184 112V111H183ZM193 112V111H192ZM194 112H196L195 110H194ZM207 112V111H206ZM214 112V111H213ZM230 112V111H229ZM234 112V111H233ZM232 112V113H233ZM236 112V111H235ZM254 112V111H253ZM252 112V114H250V116L249 117H251V116H254V113ZM264 112V108H263V111H262V113ZM12 113V114H13ZM21 113H19V114H21ZM28 113V114H27ZM37 113V114H38ZM92 113V112H91ZM98 113V112H97ZM141 113V112H140ZM190 113V112H189ZM223 113H225V112H223ZM251 113V112H250ZM9 114H11V112H9V113H6L5 114V117L7 116L8 117V115ZM14 114H13V116H11V117H13V119L15 120L16 118H14ZM80 114H81V111H80ZM80 114H79V116H80ZM86 114V113H85ZM110 113L108 112V115H109ZM226 114V113H225ZM241 114V113H240ZM240 114H238V115H240ZM41 115V116H40ZM83 115V113L81 114V116ZM89 115H90V113H89ZM96 115H98V114H96ZM111 115V114H110ZM110 115L107 117V118H109L110 117ZM132 115H134V114H131V116ZM142 115V114H141ZM140 115V116H141ZM188 115V114H187ZM196 115V114H195ZM199 115V114H198ZM222 115V114H221ZM221 115H219L220 117H221ZM235 115V114H234ZM237 115V116H238ZM245 115V114H244ZM259 116L260 115H262V114H258ZM15 116H17L16 114H15ZM78 116V117H79ZM94 116V115H93ZM93 116H92V118H93ZM105 116V115H104ZM107 116V115H106ZM105 116V117H106ZM130 116V117H131ZM168 118H169V114L168 115H166ZM171 116H174V114L173 115H171ZM189 116V115H188ZM197 116V115H196ZM223 116H224V114H223ZM246 116H247V114H246ZM263 116V115H262ZM96 117V116H95ZM102 117V116H101ZM135 118H137L138 119V117H136V116H134ZM166 117V118H167ZM220 117H218L217 119H218V121L220 122L221 120H223L222 118H220ZM225 117V116H224ZM256 117V116H255ZM3 117H2V115L0 116V119H2ZM27 118V119H26ZM71 118L72 117H70V120H71ZM75 118H77L76 116H75ZM74 118V119H75ZM82 118V117H81ZM84 118V117H83ZM83 118L81 119V120H83ZM87 118H88V116H87ZM98 118H100V117H98ZM106 118V119H107ZM111 118V117H110ZM109 118V119H110ZM132 118H133V116H132ZM202 118H204V117H202ZM207 118V117H206ZM220 118V119H219ZM235 118H236V115H235ZM240 118V117H239ZM248 118V117H247ZM257 118H260V117H257ZM255 119V120H258V119ZM6 119V118H5ZM74 119H72L73 121H71L72 123L73 122H77V120L76 121H74ZM109 119H107V120H109ZM137 119H133L132 121L133 122H135L134 120H137ZM170 120H171V118H169ZM201 119V118H200ZM210 119V118H209ZM216 119V120H217ZM225 119V118H224ZM251 119L253 120L254 118H252L251 117ZM261 120H262V118H260ZM12 120V119H11ZM23 120V121H24ZM96 120H97V118H96ZM103 120H104V118H103ZM124 120V119H123ZM153 120H154V118H153ZM157 120V119H156ZM202 120V119H201ZM228 121H229V119H227ZM246 120V119H245ZM255 120H253V121H255ZM2 121V123H0L1 125L3 124V120H1ZM0 121V122H1ZM5 121H7V119L5 120ZM84 121V120H83ZM82 121V122H83ZM91 121V120H90ZM98 121H101V119L100 120H98ZM98 121H95V122H98ZM106 121V120H105ZM110 121V120H109ZM119 122H120V120H118ZM149 121H151V118H150V120ZM209 121V120H208ZM207 121V122H208ZM41 122L43 123V124H41ZM86 122H88V121H86ZM93 121H91V123H92ZM122 122V121H121ZM124 122V121H123ZM140 121H138V123H139ZM155 122V121H154ZM214 122V121H213ZM217 122V121H216ZM218 122V123H219ZM231 122V121H230ZM248 122V121H247ZM258 122V121H257ZM106 123H108V122H106ZM110 123H112V122H110ZM125 123V122H124ZM123 123V124H124ZM141 123V122H140ZM164 123V122H163ZM162 123V124H163ZM198 123V122H197ZM201 123V122H200ZM211 123V122H210ZM222 123V122H221ZM221 123L219 124V126L221 125ZM227 123V122H226ZM249 123V122H248ZM254 123H256V121L254 122ZM40 124V125H39ZM77 124H79V122L77 123ZM95 124V123H94ZM98 124V123H97ZM117 124H119V123H117ZM167 124V123H166ZM216 124V123H215ZM223 124V123H222ZM232 123H230L229 125H231ZM241 125L243 124V123H240ZM260 124V123H259ZM262 124V123H261ZM18 125H19V129H20V131L22 132V131H26L27 133H29V134H27L26 132H22V133H26L25 135L27 136V135H30L31 137H28V139L29 140H27V138L25 139V137H21L20 138V135L18 134ZM72 125V124H71ZM75 125V123L73 124V127H75L74 126ZM84 125H85V123H84ZM84 125H82V128H83V126ZM87 126L89 125V124H86ZM86 125L84 126V127H86ZM103 125H105V122H103ZM115 125V124H114ZM113 124H112V126H114ZM197 125V124H196ZM208 125H210V124H208ZM207 125V126H208ZM214 125V124H213ZM218 124H216V126H217ZM226 125V124H225ZM228 125V124H227ZM235 124H232L231 126H229V127H232V128H229L230 130L229 131H231L232 133H227V131L225 130V129H227L226 128V126H225V128H223L222 129V133H224V135L226 134V136L227 135H229V137L231 136V134H233V136H231L230 138H227V141L225 140V142L222 144V145H220V144H218L217 143V141H218V136H217V134H219V130H216L217 128L215 127V125H214V127H215V129L214 130H216L215 132H217V131H219V132H217V134H215L213 131H211V132H213L214 133V135H216L218 138H216L217 139V141H216V143L218 144V145H216V146H218V147H220V146H223V147H227V148H229V149H227V150H225V152L227 151L228 153V155H229V157H227V154L224 152V154L226 155V160L225 159H223V160H225L224 161V167H226V170H227V165H228V170L230 169V167H231V169L230 170H232V168L234 169V167H235V169H237V166L236 165H241V167H239L238 169H237V171H240V172H236V174H234L235 173V171H234V173H233V171H230V172H228V170H227V172H226V174L227 173H229V175L231 174V173H233V175H231L230 177H232L233 179L232 180H236V179H234V178H236L237 176L240 178V179H238V177H237V182H238V184L240 183V185H241V179H243V178H245V177H243V173H242V171H244V170H246V167H247V165H250V167H251V169H252V173H251V175L253 176V177H255V176H260V177H258V180H259V178H261V180H260V182H261V185H259L258 184V182L259 181H256V180H254V185H255V188H256V185L258 186L259 185V187L257 188V189H261V187H264V183H262L263 182V175H264V147L262 148H260V147H258L259 145L261 146V144H262V141L264 142V138H262L263 140L261 141V140H259V138H255L256 136H250L249 135V138L248 137H246V138H248V139H243L241 136H243V135H245V136H247L246 134H244V132H239L240 131V128H243V127H245L244 125H243V127H240L239 126V124H238V126L239 127H237V128H234L237 132H239V135H238V133H235L236 131L233 129V127H235V126H237V124L234 126ZM247 125V124H246ZM8 126V127H9ZM26 126V127H25ZM29 126V130L27 131V130H25V128H27ZM78 126V125H77ZM80 127H81V124L79 125ZM79 126H78V129H79ZM91 126H92V124H91ZM90 126V127H91ZM99 126L101 127V125L99 124ZM98 126V127H99ZM107 126H109L108 124H107ZM111 125L109 126V127H112ZM127 126L128 125H126L125 127L127 128ZM152 127V129L154 130L155 129V127H157L158 128V125H151ZM166 126V125H165ZM194 126V125H193ZM199 127L201 126V127H203L204 125H198ZM198 126H197V128H198ZM224 126V125H223ZM251 126V125H250ZM253 126V125H252ZM256 126H258L257 124H256ZM255 126V127H256ZM3 127V126H2ZM25 127V128H24ZM72 126H71V128H73ZM89 127V128H90ZM94 128H95V126H93ZM105 127L106 126H104V131H103V133H102V130L100 131L102 134H104V132H105ZM108 127V128H109ZM115 127V126H114ZM130 127H134V126H130ZM161 127H162V125H161ZM175 127V126H174ZM173 127V128H174ZM190 127H192V125L190 126ZM261 127H264V125L263 126H261ZM43 128V129H42ZM68 128V129H67ZM89 128H87L86 127V129H89ZM92 128V127H91ZM107 128V129H108ZM116 128V127H115ZM124 128V127H123ZM128 128H129V126H128ZM163 128V127H162ZM179 128V127H178ZM194 128V127H193ZM196 128V127H195ZM252 128V127H251ZM251 128H250V130H251ZM2 129V128H1ZM4 129H5V126H4ZM28 129V128H27ZM75 129H76V127H75ZM97 128H95V129H93V133H94V130H96ZM102 129V128H101ZM110 129V128H109ZM130 129V128H129ZM150 129V130H149ZM161 129V128H160ZM159 129V130H160ZM175 129V128H174ZM190 129V128H189ZM188 129V130H189ZM199 130H200V128H198ZM203 129H205V128H201V130L200 131H202V135L198 132V130L197 129H195V130H197V132L200 134V136L197 134V136H199V137H197V136H195L194 135V137H197V142H198V139H200V142H201V145L203 144V142L202 141H204L205 140V138H206V140H207V137H205V136H210L209 135V133L210 132H208L207 130H205V131H207L208 132V135H206L205 133V131L203 130ZM211 129V128H210ZM232 129V130H231ZM238 129V130H237ZM247 129V128H246ZM258 129H259V126H258ZM264 129V128H263ZM262 129V130H263ZM5 130V131H6ZM72 130V129H71ZM82 130H84V129H82ZM91 130V129H90ZM118 130V129H117ZM120 130V129H119ZM118 130V131H119ZM158 129L156 130L155 129V132L157 131H159ZM164 130V129H163ZM169 130V129H168ZM171 130V129H170ZM194 130V131H195ZM224 130V131H223ZM242 131H244L243 129H241ZM257 130V129H256ZM67 131H69V132H67ZM73 132L75 131L74 129L72 130ZM71 131V132H72ZM85 131V130H84ZM89 131V130H88ZM112 131V130H111ZM114 131H116V129L114 130ZM117 131V132H118ZM124 131H125V129H124ZM161 131V130H160ZM159 131V132H160ZM165 131V130H164ZM163 131V132H164ZM167 131V130H166ZM194 131H192V132H194ZM204 131V132H203ZM233 131H235V132H233ZM21 132H20V134H21ZM75 132H79V131H77V129H76V131ZM97 132H99L98 130H97ZM109 132V131H108ZM119 132H121V130L119 131ZM126 132H127V130H126ZM125 132V133H126ZM133 132V133H132ZM170 132V131H169ZM169 132H166V133H169ZM172 132H174V131H172ZM185 132H187V130L185 131ZM189 132V131H188ZM221 132H220V134H219V136L220 135H222L221 134ZM226 132V133H225ZM247 132V131H246ZM254 132H256V131H254ZM254 132H252V134L254 133ZM34 133V134H35ZM39 133V134H38ZM67 133V134H66ZM76 133V135H78ZM121 133H123V132H121ZM120 133V134H121ZM161 133V132H160ZM160 133H157V135H158V139L160 140L162 137H163V141H164V143H166V137L168 138V135L165 137V136H163L164 134H165V132L162 134L161 133V138H160ZM176 133V132H175ZM194 133H196V132H194ZM235 133V134H234ZM243 133V134H242ZM263 133H264V131H263ZM0 134H1V131H0ZM24 134H21V136H23ZM32 134V135H31ZM74 134V133H73ZM72 134V135H73ZM81 134V133H80ZM86 134V133H85ZM83 132H82V135H84V136H86ZM95 134H97V133H95ZM171 133H169V135H170ZM187 134V133H186ZM188 134H190V133H188ZM211 135H212V133H210ZM242 134V135H241ZM258 133L256 132L255 133V135H257ZM5 136H6V139H7V135L6 134H4ZM4 135H2L3 136V138H5L4 137ZM19 135V136H18ZM43 135V134H42ZM43 135V136H44ZM76 135H74V136H76ZM98 135H99V133H98ZM101 135V134H100ZM166 135V134H165ZM180 135V134H179ZM185 135V134H184ZM223 135V136H224ZM238 135V136H237ZM241 135V136H240ZM42 136V137H43ZM90 136V135H89ZM104 136V135H103ZM121 136H123V135H121ZM127 136V135H126ZM126 136H123V139H122V137H119V139L121 138V140L124 142L125 141V139H126V141H125V144H126V142H128V141H131V140H127V138H129V137H126ZM133 136V135H132ZM135 136V135H134ZM172 136V135H171ZM201 136H203V138H204V140H202L203 138H201ZM226 136L224 137L225 139H226ZM241 138H240V137ZM258 136H259V134H258ZM263 136V135H262ZM33 137V138H32ZM71 137H73V136H71ZM71 137H70V139H71ZM101 137V136H100ZM116 137H118V136H116ZM125 137V138H124ZM144 137H145V140H144ZM175 137V136H174ZM193 137V139H195ZM23 138H24V140H26L25 142H26V144L28 143V142H31V143H29L28 144V146H26L25 145V142H21V140H23ZM37 138H38V136H37ZM69 138V137H68ZM75 139H76V137H74ZM73 138V139H74ZM77 138H79V137H77ZM83 138V136L82 137H80L79 139L81 140ZM88 138V137H87ZM91 138H92V136H91ZM176 138H178L177 136H176ZM224 138L222 139V136H221V139L222 140H224ZM251 138V139H250ZM2 139V138H1ZM18 139H19V141H18ZM21 139V140H20ZM39 139H41V136H40V138ZM62 139H65L63 142H62ZM89 139V138H88ZM100 139H103V138H100ZM114 139H116L115 138V136L113 137V140ZM148 139V138H147ZM157 139V140H158ZM186 139V138H185ZM184 138L182 139V141L183 140H185ZM211 139L213 140V135H212V137H211ZM254 139V140H253ZM255 139H258V141H261L260 142V144L258 145V143H257V145H254V143L253 144H251V143H249L251 140V142H253V141H255ZM58 140H60L61 142H62V144L58 141ZM69 140V139H68ZM72 140V139H71ZM80 140H79V142H80ZM83 140V139H82ZM87 140V139H86ZM91 140H94L93 138L91 139ZM99 140V139H98ZM97 140V141H98ZM156 140V141H157ZM169 141H170V139H168ZM167 140V141H168ZM174 140V139H173ZM181 140V139H180ZM202 140V141H201ZM43 141L45 142V143H43ZM77 141V140H76ZM84 141V143H85V140H83ZM94 141H96V140H94ZM103 141V140H102ZM118 141V140H117ZM116 141V142H117ZM122 141H121V143H118L117 142V144H116V146H118L119 144H121V148H122ZM185 141H187V139L185 140ZM184 141V142H185ZM211 141V140H210ZM258 141H255V144H256V142H258ZM2 143H3V139H2V141H1ZM5 142V143H6ZM14 142H15V144H14ZM67 143V145L68 146H71L72 147V145H70L69 143H70V141H66ZM78 142V143H79ZM87 142V141H86ZM93 142V141H92ZM92 142H90V143H92ZM132 142V141H131ZM162 142V141H161ZM171 142H173L172 140H171ZM184 142H182V143H184ZM199 142V143H200ZM206 142V141H205ZM208 142H209V140H208ZM208 142H206V143H208ZM222 142V141H221ZM4 143V145L8 148H10V146L9 145H6ZM19 143H22V144H24L25 146V148L24 147H22L23 145L22 144H19ZM40 143V144H39ZM57 143H59V144H57ZM73 143V142H72ZM81 143V142H80ZM78 144V145H80L81 146V144ZM88 143V142H87ZM97 143H99V141L98 142H96V145H97ZM111 143V142H110ZM130 143V142H129ZM129 143H127L128 145H129ZM143 143H144V145H143ZM168 143H170V142H168ZM174 143H175V141H174ZM177 143V142H176ZM178 143L180 144V142L178 141ZM177 143V144H178ZM182 143L180 144V146H183L182 145ZM196 143V142H195ZM205 143V144H206ZM209 143H211V142H209ZM13 144H14V146H13ZM75 144V143H74ZM77 144V143H76ZM83 144V143H82ZM89 144V143H88ZM88 144H84L85 146H87ZM95 144V143H94ZM100 144V143H99ZM113 144V143H112ZM125 144H123V145H125ZM127 144L125 145L126 147H127ZM132 144V145H133ZM158 145H159V143H157ZM213 145H214V143H212ZM211 144V145H212ZM264 144V143H263ZM262 144V145H263ZM3 145V146H4ZM41 145V146H40ZM47 145V144H46ZM45 145V148H47V146ZM66 145V146H67ZM109 145V144H108ZM107 145V146H108ZM157 145V146H158ZM160 145H161V143H160ZM173 144H171V145H169V147L170 146H172ZM175 145V144H174ZM174 145L172 146V147H174ZM199 145V144H198ZM200 145V146H201ZM212 145V146H213ZM3 146H0V147H3ZM65 146V147H66ZM74 146V145H73ZM85 146H83V147H85ZM90 146H91V144H90ZM102 146V145H101ZM112 147H113V145H111ZM110 146V147H111ZM130 146V145H129ZM146 146H147V144H146ZM149 146V145H148ZM151 146V145H150ZM149 146V147H150ZM156 146V148H154L153 146V148H154V150H157V148H159V146L157 147ZM162 146H163V143H162ZM166 146H167V144H166ZM166 146H163V148L162 149H164V147H166ZM179 145H177V146H175V147H177V149H178V147H180ZM185 146V145H184ZM211 146V147H212ZM215 146V145H214ZM214 146L212 147V151H213V148H214ZM6 147H5V149H6ZM44 147V146H43ZM42 147V148H43ZM62 147V148H61ZM65 147H64V149H65ZM76 147H78V146H76ZM96 147V146H95ZM98 147H100V146H98ZM98 147H97V149H98ZM120 147V146H119ZM172 147H170V148H172ZM207 147V146H206ZM208 147L210 148V146L208 145ZM207 147V148H208ZM23 148H24V150H23ZM42 148H40V149H42ZM45 148H43L44 150H45ZM67 148V147H66ZM69 148V147H68ZM67 148V149H68ZM86 148V147H85ZM88 148V149H87ZM86 149L87 150H89V146L87 147ZM93 148H94V146H93ZM105 148V146H103V149ZM115 148V149H114ZM114 148H111V151L113 152V150L115 151V150H118V148L116 149V147H114ZM124 148V147H123ZM128 148V147H127ZM152 148V149H153ZM170 148H168V151H166V149H164V154L166 153V154H168V152H172L173 153V155H174V152L173 151H169V149ZM181 148V147H180ZM202 148V147H201ZM216 148V147H215ZM1 149H3V148H0V150ZM5 149H3V150H5ZM11 149V148H10ZM9 149V150H10ZM29 149H31V148H29ZM96 149V150H97ZM101 149V148H100ZM106 149V148H105ZM113 149V150H112ZM126 149V148H125ZM125 149H123V151H125ZM129 149V148H128ZM128 149H126V151L128 152ZM130 149H131V146H130ZM129 149V150H130ZM151 149V148H150ZM162 149H160L161 151V153H162V155H164L163 154V151H162ZM182 149V148H181ZM185 150H186V148H184ZM220 149V148H219ZM218 149V151H220ZM261 149V150H260ZM6 150H8V149H6ZM5 150V151H6ZM9 150H8V152H9ZM48 149H47V153H46V150H45V156H47V154H49L48 153V151H49ZM57 150V151H58ZM69 150V149H68ZM71 150H73V148L71 149ZM107 150V154H108V152H109V150H108V148L106 149ZM105 150V151H106ZM120 150H122V149H120ZM120 150H118L119 152H120ZM148 151L147 152H152L151 150H149V149H147ZM153 150V152L152 153H154V152H158V150L157 151H154ZM174 150V149H173ZM176 150V149H175ZM215 150V149H214ZM259 150V151H258ZM21 151V152H22ZM49 151V152H50ZM62 151H64V150H62ZM78 152L80 151V149L79 150H77ZM81 151H83V149H81ZM91 151H93V149L92 150H90L89 151V153L91 152ZM98 151V150H97ZM96 151V152H97ZM181 151V150H180ZM183 151V150H182ZM223 150L221 149V152H222ZM7 152V153H8ZM10 152H11V150H10ZM9 152V153H10ZM25 152V151H24ZM23 152V153H24ZM27 152H25V153H27ZM32 152V153H31ZM56 152V151H55ZM54 152V153H55ZM67 151L65 150V152L63 153V154H65ZM94 152H95V150H94ZM94 152H92V153H94ZM95 152V153H96ZM101 152V154L104 156H102L101 154H98V155H100V157H102V158H105V153L103 154L102 153V151H100ZM122 152V151H121ZM131 152H132V149H131V151H130V154H131ZM142 152H144L143 154H142ZM191 152V151H190ZM208 151H206V153H207ZM214 152H216V150L214 151ZM213 152V153H214ZM261 152V153H260ZM3 153H4V151H3ZM54 153H53V155H54ZM60 153H62L61 151H60ZM125 153V152H124ZM152 153H151V155H152ZM159 153V152H158ZM161 153H159V154H161ZM171 153V154H172ZM210 153H211V149H210ZM212 153V154H213ZM220 153V152H219ZM218 153V154H219ZM260 153V154H259ZM5 154H6V152H5ZM4 154V155H5ZM22 154V153H21ZM51 154V153H50ZM55 154V155H56ZM70 154V153H69ZM119 154V153H118ZM121 154V153H120ZM126 154V153H125ZM129 153H127V155H128ZM145 154H147V153H145ZM144 154V155H145ZM155 154H157V153H155ZM171 154H169V155H171ZM175 154H176V151H175ZM177 154H182V153H177ZM176 154V155H177ZM208 154V153H207ZM216 154V153H215ZM214 154V155H215ZM3 155V156H4ZM62 155V154H61ZM71 155H73V153L71 154ZM80 155V154H79ZM96 155V154H95ZM121 155H123V152H122V154ZM158 155V154H157ZM210 156H212L211 154H209ZM209 155L207 156V155H203V156H207V158L209 157ZM213 155V156H214ZM23 156H25V157H23ZM67 156V155H66ZM97 156V155H96ZM116 156H118V155H116ZM129 156V155H128ZM132 156H129V157H132ZM153 156H154V154H153ZM221 156H223V154L222 155H219V157H221ZM1 157V156H0ZM23 157V158H22ZM83 157V156H82ZM97 157H99V156H97ZM97 157H96V159H97ZM119 157V156H118ZM118 157H114L115 159L116 158H118ZM124 157V156H123ZM182 157V156H181ZM215 157H216V155H215ZM7 158V160H5ZM45 157L43 156V159H44ZM74 158H76L75 156H74ZM77 158H79V156L77 157ZM121 159H122V157H120ZM158 158V157H157ZM162 158H164V159H166L167 160V158H165V157H163L162 156ZM161 158V159H162ZM218 158V157H217ZM222 158H224V157H222ZM221 158V159H222ZM1 159H2V157H1ZM0 159V160H1ZM39 159H41L42 161V163H40L39 161ZM47 159H49V158H47ZM47 159H46V161H47ZM92 159V158H91ZM95 159V158H94ZM101 159V158H100ZM106 159H108V158H106ZM106 159H101L100 161H102V160H106ZM110 160L108 161V162H110L112 159H111V157L109 158ZM129 158H127V160H128ZM143 159V160H142ZM155 159V158H154ZM163 159V161H165ZM170 159H173V158H171L170 157ZM170 159H169V161H170ZM204 159H206V158H204ZM210 159V158H209ZM214 159V158H213ZM5 160V161H4ZM20 160V163H22V164H20L18 161ZM36 160L38 161V164H35V163H37L36 162ZM80 160V159H79ZM82 160V159H81ZM84 160V159H83ZM88 160H89V158H88ZM117 160V159H116ZM116 160H113V161H116ZM125 160V159H124ZM156 160V159H155ZM155 160H154V162H155ZM159 160H160V158H159ZM158 160V161H159ZM207 160V159H206ZM216 160V159H215ZM2 161V160H1ZM87 161V160H86ZM92 161H93V159H92ZM95 161V160H94ZM97 161H99V159L97 160ZM112 161V162H113ZM152 161V163H153V160H151ZM163 161H161L160 162V166L162 167L164 164H165V162H166V164L168 165V160L167 161H165V162H163ZM177 161V163L178 164H180V165H182V163H180V161H178V160H175V161H173V162H170V163H173V164H175L174 162H176ZM183 161V160H182ZM187 161V160H186ZM208 161V160H207ZM211 161H212V159H211ZM211 161H208V163L210 162V165L212 164V166L213 167H211V166H208V168L206 167V164H204V166H205V168H201L203 171H202V174H203V176H206L204 179H208L207 181H212V177L211 176H213V175H211V176H208V175H210V174H214V172L213 173H210V174H208L207 172H205V169H208L209 170V172L210 171H212V169L213 168H215L214 167V165L216 166V165H219L218 167H217V170L219 169V167H220V169L222 168V170H220V171H223V167H221L222 165H221V163L219 162L218 164H214L215 162H213V163H211ZM214 161V160H213ZM77 162V163H76ZM85 162V161H84ZM121 162V161H120ZM123 162V161H122ZM121 162V163H122ZM126 162V161H125ZM124 162V163H125ZM128 162V161H127ZM17 163H19V164H17ZM87 163H90V162H87ZM96 163H98V162H96ZM106 163H107V161H106ZM117 163V164H116ZM124 163H123V165H124ZM144 163H146V161H144ZM150 163V162H149ZM156 163L157 162H155V164H153V165H155L156 166ZM159 163V162H158ZM177 163H176V165H177ZM184 163V162H183ZM192 163V162H191ZM203 163V162H202ZM25 164V165H24ZM102 165H104L105 163H104V161H102V163H101ZM115 164L116 165H121V164H119L118 162H115ZM128 164V163H127ZM223 164V163H222ZM225 164H226V166H225ZM20 165V166H19ZM23 165V166H22ZM84 165H85V163H84ZM93 165V164H92ZM107 165H109V164H107ZM158 166H159V164H157ZM172 165V164H171ZM180 165H178L179 166V168H180ZM188 165V164H187ZM187 165H185V166H187ZM208 165V164H207ZM31 166H29V167H27L28 169H31L32 167ZM125 166H127V165H125ZM124 166V167H125ZM144 166V167H143ZM160 166H159V168H160ZM184 165H182V167H183ZM242 166L244 167V169L242 170L241 168H242ZM8 167V168H7ZM41 167V166H40ZM78 167V168H77ZM94 167H96L97 168V165H95ZM99 168H100V170L102 169L100 166H98ZM105 167V166H104ZM117 168H118V166H116ZM121 166H119V168H120ZM171 168H172V166H170ZM174 167V166H173ZM177 167V166H176ZM175 167V168H176ZM181 167V168H182ZM203 167V166H202ZM7 168L8 170H5V169ZM13 168V167H12ZM44 168H45V166H44ZM82 168V167H81ZM88 168V167H87ZM95 168V169H96ZM98 168V169H99ZM106 168V170L108 171V169L109 168H107V167H105ZM119 168H118V171H119ZM123 168V167H122ZM122 168H121V170H122ZM129 168V167H128ZM150 168V167H149ZM165 168H166V165H165ZM165 168H163L162 167V169L163 170H168L169 171V169L167 168V169H165ZM181 168L179 169V170H181ZM187 168H188V166H187ZM187 168H185L186 170H187ZM212 168V169H211ZM14 168H13V170H15ZM27 169V170H28ZM38 169V168H37ZM97 169V170H98ZM124 169V168H123ZM156 169H157V167H156ZM161 169V168H160ZM184 169V168H183ZM225 169V168H224ZM263 171H262V170ZM5 170V171H4ZM23 171H24V169H22ZM76 170H79V171H76ZM90 170V169H89ZM105 169H103V171H104ZM105 170V171H106ZM120 170V171H121ZM125 170V169H124ZM128 170V169H127ZM145 170V169H144ZM217 170H215V171H217ZM225 170V171H226ZM260 170V171H259ZM7 171V173H6V175H3L5 172ZM11 171V170H10ZM19 171V170H18ZM92 171V170H91ZM95 171V170H94ZM99 171V170H98ZM162 171V170H161ZM160 171V172H161ZM168 171H166V172H168ZM175 172L177 171V170H174ZM214 171V170H213ZM224 171V172H225ZM254 171V172H253ZM258 171V172H257ZM12 172H10L11 174H13ZM26 172V171H25ZM28 172V171H27ZM75 172H77V173H75ZM144 172V173H143ZM160 172H156V170L154 171V173H156V175L158 174V173H160ZM164 172V171H163ZM163 172H161V174H163L164 175V173ZM180 172V171H179ZM178 172V173H179ZM182 172V171H181ZM180 172V173H181ZM255 172H257V173H259V172H261L263 175L261 176L260 174L261 173H259V174H254ZM74 173V174H73ZM86 173V172H85ZM92 173V172H91ZM94 173V172H93ZM96 173V172H95ZM143 173V174H142ZM145 173H146V175H145ZM177 173V172H176ZM177 173V174H178ZM180 173H179V175H180ZM184 173V172H183ZM201 173V172H200ZM205 173V174H204ZM207 173V174H206ZM220 173V172H219ZM238 173H240V174H242V176L240 175V174H238ZM119 174H120V176H119ZM166 174H168V173H166ZM166 174H165V176H166ZM188 173H185L184 174V176L185 175H187ZM201 174V175H202ZM1 175H3L2 177H1ZM29 175V176H30ZM56 176V178L55 177H53V176ZM125 175V174H124ZM140 175V176H141ZM151 175V176H152ZM156 175H154V176H156ZM171 175H172V173H171ZM181 175H183V174H181ZM223 175V174H222ZM234 175H235V177H234ZM255 175V176H254ZM16 176H18V178L16 177ZM86 176V178L84 179V177ZM95 176V175H94ZM154 176H152L153 178H154ZM159 176H160V179H158V182H159V180H161V178H162V176L159 174ZM159 176H156V178L157 177H159ZM188 178L189 179H187L186 177V179L189 181L190 180V182H188V181H186V180H184L183 179V176H180L182 179V183H184L183 181H185L186 182V184L187 185H189V186H191V184H192V186L196 183V186H195V188H192V189H188V188H186V189H188L189 191H192L193 189L195 190V189H197V192L199 193L200 192V194L202 195V191H203V186L205 185L204 184V182H200L201 181V177H200V179H199V177L197 176H195V177H193L194 175H192L191 176V174H188ZM23 177L24 178H26V179H23ZM51 177H53V178H51ZM142 177V176H141ZM148 176H146V178H147ZM164 177V176H163ZM169 176H166V180H167V178H168ZM174 177V176H173ZM179 177V176H178ZM208 177V178H207ZM209 177H211V178H209ZM230 177L228 178V176H227V182H228V180H230ZM252 177V178H253ZM263 177V178H262ZM18 179L19 180V183L17 182V180H15V179ZM60 178H63V180L64 181H67V182H70L69 183V185H68V187H66L64 190H60L59 188H57L58 187V182H57V179H60ZM84 180H86V181H91L92 179H91V176L90 175H83V177H82ZM142 178H144V177H142ZM155 178V179H156ZM171 178V177H170ZM191 178V179H190ZM193 178V179H192ZM198 178V179H197ZM28 180L27 182H26V184H24V181H23V184L21 183L20 184V182H21V180ZM82 179V180H83ZM138 179V180H137ZM165 179L164 180H162V181H165ZM174 179V178H173ZM196 179V180H195ZM203 179V178H202ZM210 179V180H209ZM251 179V178H250ZM255 179V178H254ZM7 180V181H6ZM81 180V181H82ZM191 180H192V182L194 181V183H192L191 182ZM201 183V184H197V182L198 181ZM244 180V179H243ZM12 181V182H11ZM73 181H74V183H73ZM85 181V182H86ZM137 181H139V182H141V184L140 185H142L143 184V186L141 187L140 185L139 186H137L138 185V183H137ZM147 181H149L148 180V178H147ZM146 181V182H147ZM177 181V180H176ZM222 181V180H221ZM231 181V180H230ZM230 181H229V183H230ZM252 181L253 180H251V183H252ZM255 181L257 182V184L255 183ZM29 182V183H28ZM42 182H43V184H42ZM83 183H84V181H82ZM145 182V183H146ZM170 182V181H169ZM177 182H179V181H177ZM259 182V183H260ZM8 183V184H7ZM9 183H11L12 185H10ZM74 185H73V184ZM148 183V182H147ZM155 183H157V181L155 182ZM165 183V182H164ZM167 183V182H166ZM174 183V182H173ZM173 183H171V184H173ZM176 183V182H175ZM173 184V186L175 185V188H177L178 189V187H176V185H178V184ZM188 183H191V184H188ZM209 183H211V182H209ZM222 183V182H221ZM235 182H232L231 181V185H233ZM252 183V184H253ZM28 184V185H27ZM238 184L236 183L235 185L236 186H238ZM9 185V186H8ZM66 185V186H67ZM82 187H81V186ZM161 185V184H160ZM160 185H158V187L160 186ZM167 185V184H166ZM165 185V186H166ZM185 185V184H184ZM187 185H185L186 187H189V186H187ZM197 185H200L201 187L199 188V189H202V190H200V191H198L199 189H198V187H197ZM203 185V186H202ZM88 186V187H87ZM152 186L150 187L151 188V191L153 190V189H155L154 187H153V189H152ZM169 186H170V184H169ZM169 186H168V188H169ZM191 186V187H192ZM206 186H209V185H206ZM205 186V187H206ZM226 186H228V184L226 185ZM139 187H141V189L139 188ZM161 187V186H160ZM172 185L170 186V189H171V191H173L172 190ZM180 187H183V186H180ZM190 187V188H191ZM197 187V188H196ZM245 187V186H244ZM185 188V187H184ZM252 188V187H251ZM88 189V190H87ZM139 189V191H138V193H137V190ZM181 188H179V190H180ZM12 190V191H11ZM14 190H17L16 191V193L14 192ZM159 190H160V188H159ZM185 190V189H184ZM206 190H207V188H206ZM220 190H222V188H220ZM148 191H150V190H148ZM176 191V190H175ZM186 191V190H185ZM189 191H187L188 193H189ZM219 190H217V192H218ZM10 192H12V193H10ZM79 192H86L85 194H77V193H79ZM183 193V194H185L184 192H183V190H180V193ZM197 192H193L194 194V196H191V198L192 197H195V196H199L200 197V195L199 194H196ZM222 192V191H221ZM211 193H213L212 191H211ZM140 195L137 199H136V201H135V198H136V195ZM146 194H149V193H146ZM192 194V192H190V195ZM196 194V195H195ZM221 194V193H220ZM226 194H231V193H226ZM143 195V196H142ZM189 195V194H188ZM188 195H186L185 194V196H188ZM233 195V194H232ZM231 195V196H232ZM236 195H238V194H236ZM236 195H234V197L236 196ZM240 195H242V194H240ZM239 195V196H240ZM245 195V194H244ZM230 196V195H229ZM243 196V195H242ZM249 196H250V194H249ZM20 198V199H17V198ZM189 197V196H188ZM187 197V198H188ZM233 197V196H232ZM108 198H109V200H111V202L115 199V201H113L112 202V204L114 203V205L116 206V208L114 207V208H112V210L114 209V210H116L117 208H118V211L116 212L117 213V215L119 214V217H116L117 215L115 214L114 216H115V219L117 218H119V219H121V223H116V224H111V223H113V222H115V219L113 218V222H112V220H111V218H109L110 219V221L108 220V218L106 217L105 218V216H103L104 214L102 213V216L104 217V219L105 220H108V221H106V222H104V219H103V217H102V220H103V224H104V226H103V224L100 222V221H98V219L100 220V216L99 215H97L96 214V212H95V214L97 215V216H99V217H97L96 218V216H94L93 214H94V212H93V214H91V212L93 211H91V207H90V205L92 206L93 205V207L92 208H95L94 207V203L95 202H99V201H101V200H103V202L104 201H106V202H108V203H110V201H107L108 200ZM182 198H183V196H182ZM186 198V199H187ZM239 198V197H238ZM240 198H241V196H240ZM184 199H185V197H184ZM193 199V198H192ZM196 199V198H195ZM195 199H193V200H195ZM197 199H198V197H197ZM200 199H201V197H200ZM209 199V198H208ZM234 199H236V198H234ZM191 200V199H190ZM241 200V199H240ZM9 201L7 202V203H9ZM153 201H155V203L153 202ZM187 201H188V199H187ZM192 201V200H191ZM198 201V200H197ZM219 200H217V202H218ZM243 201V200H242ZM102 202V201H101ZM102 202V203H103ZM194 202V205H195V201H193ZM221 203L223 202V201H220ZM2 203H0V204H2ZM93 203V204H92ZM101 203V204H102ZM202 203V202H201ZM10 204V203H9ZM104 204L105 203H103V206H104ZM112 204H111V206H112ZM136 204V205H135ZM155 204V205H154ZM187 204V203H186ZM204 205H206L205 203H203ZM203 204H201V205H203ZM245 204H247V202L245 203ZM244 204V205H245ZM99 205H100V203H99ZM99 205H98V207H96V208H98V213H101L100 211L101 210H103V207H101L100 209H99ZM113 205V206H114ZM130 205V206H129ZM133 207H132V206ZM146 205L144 206L145 207V209H149V208H146ZM200 205V206H201ZM243 205V206H244ZM100 206H102V205H100ZM109 206H110V204H107V208L109 209ZM136 206H139L138 208V211H136ZM214 206V205H213ZM212 206V207H213ZM7 207L9 208V205L7 204V206L5 207L6 209V215H5V213L3 212V215L5 216V218H6V220H9V219H7V215L9 214V213H11L10 211V209L11 208H9V212L7 213ZM86 207L87 208H89L88 210H86ZM105 207L106 206H104V210H105ZM148 207V206H147ZM201 207V208H202ZM207 207V208H206ZM259 207V206H258ZM262 207V206H261ZM142 208V207H141ZM199 208V207H198ZM209 208V209H208ZM217 208V207H216ZM222 208V207H221ZM229 208H231V207H229ZM228 208V210H230ZM243 208V207H242ZM263 208V207H262ZM12 209H14V208H12ZM20 209V210H21ZM81 209H84V213L81 211ZM200 209V208H199ZM212 209V208H211ZM210 209V210H211ZM218 209V208H217ZM217 209H215L216 211H219V210H217ZM220 209V208H219ZM222 209H224V208H222ZM16 210V209H15ZM97 210V209H96ZM96 210H94V211H96ZM104 210H103V212H104ZM214 210V209H213ZM226 210H227V208H226ZM232 210V211H231ZM230 210V212H231V214L232 213H234V211L235 210H238L239 211V208L238 209H235L234 211H233V209H231ZM240 210L241 211H243L242 213H246L247 214V216H249V214L247 213V212H250V214H251V212H252V210H250V209H247V211H245L244 209H241L240 208ZM249 210V211H248ZM257 210H259V209H257ZM107 211V210H106ZM111 210H109L108 212H110ZM125 211H126V213H125ZM142 211H144V209L142 208ZM212 211V210H211ZM225 211V210H224ZM245 211V212H244ZM261 211H263V209L261 210ZM22 212V213H21ZM115 212H113V213H115ZM119 212V213H118ZM228 212V211H227ZM237 212V211H236ZM254 212V211H253ZM2 213V212H1ZM14 213H16V212H14ZM105 213V212H104ZM111 213H112V211H111ZM110 213V214H111ZM149 213L147 214V217H148V215H149ZM218 214L217 215H219V212H217ZM223 213V211L221 212V216L224 214H222ZM241 213V214H242ZM255 213H257V212H255ZM264 213V212H263ZM262 213V214H263ZM107 214V212L105 213V215ZM129 214V215H128ZM210 214H211V216H212V218H211V216H210ZM231 214L229 213V215H224V219L223 220H220V219H222V217L221 218H219V220H217V219H215L216 221H224V222H227V223H225V224H228V222L230 223V221L228 220H226L225 221V217L226 216H231ZM236 214H237V216H236ZM234 213L233 215H235L236 217H238V219H242V215H240V216H238V213ZM246 214H245V216L244 217H247L246 216ZM258 214V213H257ZM1 216L0 218H2L3 217V220H4V216ZM13 215V214H12ZM15 215V214H14ZM112 215V217H113V214H111ZM144 215V214H143ZM214 215V216H213ZM252 215V214H251ZM255 215V214H254ZM32 216V215H31ZM178 216L180 217V216H183L182 218L183 219H181V221H180V223H179V218H178ZM256 217H257V215H255ZM260 214H259V219H257V218H255V219H257V220H259V222H263V220L262 219H260ZM10 216H8V218H9ZM12 217V216H11ZM111 217V216H110ZM140 217V218H139ZM218 217H220V216H218ZM217 217V218H218ZM231 217H234V216H231ZM240 217V218H239ZM243 217V218H244ZM262 217H263V215H262ZM23 218V217H22ZM29 218V217H28ZM144 218L145 219H147V221H143L144 220ZM149 218V217H148ZM229 219H231L232 220V222H231V225H233V226H236L234 223L236 222L237 223V221H233V219L234 218H229ZM237 219V218H236ZM236 219H234V220H236ZM237 219V220H238ZM251 219H253V218H250V220ZM264 219V218H263ZM2 220V221H3ZM15 220V219H14ZM28 220V219H27ZM10 221V220H9ZM22 221V220H21ZM25 221V220H24ZM171 221H173V222H175V225H177V224H179L180 226H181V224H182V226H181V229L183 228L184 230H185V232H186V237H187V241L185 242V244L187 243L188 244V246H186V247H188L189 248V251H188V253L190 254H188L187 255V253H184V252H180V251H173V250H171V249H168V242H169V236H170V234H171V231H173V230H177V229H175L176 227H172V224H173V222L172 223H170ZM238 221H240V220H238ZM242 221H243V219H242ZM252 221V220H251ZM256 221V220H255ZM254 221V222H255ZM7 222V221H6ZM100 222V223H99ZM111 222V223H110ZM223 222V223H224ZM234 222V223H233ZM253 222V223H254ZM258 222V221H257ZM258 222V223H259ZM261 222V223H262ZM2 223V222H1ZM5 222L3 221V224H4ZM12 223V222H11ZM177 223V224H176ZM220 223V222H219ZM223 223H222V225H223ZM258 223H256V224H258ZM260 223V224H261ZM8 224V222L7 223H5V225H7ZM117 224H119V225H117ZM214 224V225H213ZM239 224H242L241 222H239ZM244 224V223H243ZM174 225V224H173ZM178 225V226H179ZM216 225H218V223L216 224ZM221 225V226H222ZM262 225V224H261ZM263 225H264V222H263ZM4 226V225H3ZM179 226V227H180ZM225 226H227L226 228L228 229V225H224L223 227H225ZM218 227V226H217ZM229 227H231V226H229ZM239 227H243V226H239ZM262 227V226H261ZM214 228V227H213ZM215 228H216V226H215ZM221 228V227H220ZM235 228V227H234ZM3 229H5V228H3ZM217 229H219V228H217ZM217 229H216V232H218L217 231ZM221 229H223V228H221ZM229 229H232V228H229ZM236 229H237V226H236ZM242 229V228H241ZM243 229H244V232H247V230L246 229H250V227L249 228H247V226H246V228L245 227H243ZM264 229V228H263ZM1 230V229H0ZM233 230V229H232ZM2 231V230H1ZM230 231V230H229ZM241 231V230H240ZM251 231V230H250ZM249 231V232H250ZM3 232V231H2ZM177 232V231H176ZM223 232V231H222ZM224 232L226 233V231L224 230ZM235 232V231H234ZM234 232H232V233H234ZM237 233H238V231H236ZM236 232L234 233L235 235H236ZM254 232V231H253ZM178 233H180V235H181V232H180V230L178 229ZM231 233V234H232ZM248 233V232H247ZM257 233V232H256ZM263 233V232H262ZM3 235H6L4 232L2 233ZM185 234V233H184ZM228 234V233H227ZM234 234L232 235V236H230V239H231V237H233L234 236ZM240 234H242V233H240ZM244 234V233H243ZM246 234V233H245ZM255 234V233H254ZM1 235V234H0ZM3 235H1L2 237H3ZM225 235V234H224ZM248 235H250V234H248ZM123 236V235H122ZM181 236H183V235H181ZM181 236H179V237H181ZM238 236H239V234H238ZM252 236V234L250 235V237L248 238V237H244L245 238V240H249V241H245V250H246V252L244 253L246 256H245V264H250L251 262H250V259L251 258H249L250 256V254H249V251L247 250L249 247V245H251V240H250V238H252L251 237ZM262 236V235H261ZM8 237V236H7ZM125 237V236H124ZM185 237V236H184ZM225 237H229L228 235L226 236L225 235ZM224 237V238H225ZM117 238H120V237H117ZM126 238V237H125ZM131 238H132V236H131ZM138 238H140L141 239V241H140V245H139V243H137V241H136V239L137 240H139ZM235 238H237V237H235ZM259 238V237H258ZM261 238H263V237H261ZM6 239V238H5ZM10 239V238H9ZM102 238H100V240H101ZM127 239V238H126ZM183 239V238H182ZM217 239V238H216ZM226 239V238H225ZM228 239V238H227ZM226 239V240H227ZM229 239V240H230ZM238 239V238H237ZM8 240V239H7ZM99 240V241H100ZM123 240H125V239H123ZM183 240H185V239H183ZM239 240H240V238H239ZM263 240V239H262ZM2 241V240H1ZM10 241H11V239H10ZM126 241V240H125ZM237 241V240H236ZM255 241V240H254ZM120 242H121V240H120ZM123 242V241H122ZM129 242V243H130ZM229 243H231L230 241H228ZM228 242H225L226 244L228 243ZM234 242V241H233ZM262 242H264V241H262ZM261 242V243H262ZM110 243V244H109ZM124 244L126 243V242H123ZM241 243V242H240ZM257 243L259 244V245H261V243H259L258 241H257ZM1 244V243H0ZM3 244V243H2ZM1 244V245H2ZM6 244V243H5ZM53 244H55L56 246L57 245H60V246H62V248L65 246V249H64V251H62V252H60L59 251V253H57V252H53V250L55 251L57 248L59 249L60 248V246H53ZM91 244V245H90ZM105 244H107V243H105ZM235 243H233V245H234ZM7 245V244H6ZM9 245V247L8 248H11V247H17V244L15 245V244H11V243H9L8 244ZM51 245H52V249H50L51 248ZM107 245V246H108ZM228 245V244H227ZM237 245V244H236ZM3 246V245H2ZM90 246V247H89ZM120 246V247H119ZM218 246V245H217ZM238 246V245H237ZM262 246H264V245H262ZM261 246V247H262ZM54 247H56V248H54ZM89 247V248H88ZM102 247V246H101ZM173 247V246H172ZM224 247V246H223ZM227 247V246H226ZM231 248H232V246H230ZM229 247V248H230ZM239 247H240V249L241 248H243V246L241 247V244L239 245ZM238 247V248H239ZM252 247H254V245H252ZM256 247V246H255ZM68 248V247H67ZM88 248V249H87ZM109 248H112L111 250L109 249ZM235 248V247H234ZM247 248V249H246ZM3 249V248H2ZM4 249H6V248H4ZM58 249H57V251H58ZM102 249H103V247H102ZM174 249V248H173ZM175 249H177V248H175ZM221 249V248H220ZM219 249V250H220ZM237 249V248H236ZM243 249V250H244ZM259 249V248H258ZM257 249V250H258ZM261 249V248H260ZM0 250H1V248H0ZM8 250V249H7ZM52 250V251H51ZM60 250V249H59ZM87 250L89 251V252H87ZM121 250V249H120ZM123 250H121V251H118V252H123ZM188 250V249H187ZM238 250V249H237ZM255 250V249H254ZM3 251V250H2ZM2 251H0L1 253H2ZM11 251V252H12ZM70 251V250H69ZM221 251H223V250H221ZM236 251V250H235ZM234 251V252H235ZM240 251V250H239ZM261 251V250H260ZM259 251V252H260ZM263 251V250H262ZM10 252V253H11ZM72 252V251H71ZM224 252V251H223ZM227 252V251H226ZM230 252V251H229ZM242 253H243V251H241ZM248 252V253H247ZM253 254L255 253V251H251ZM257 252V251H256ZM258 252V253H259ZM0 253V255H2ZM4 253L6 254V252H5V250H4V252H3V255L2 256H4ZM94 253H96L95 254V256H94ZM213 253V252H212ZM216 253V252H215ZM220 253V252H219ZM218 253V254H219ZM225 253V252H224ZM257 253V254H258ZM12 254H14V252H12ZM11 254V255H12ZM93 254V255H92ZM214 254V253H213ZM212 254V255H213ZM217 254V253H216ZM215 254V255H216ZM7 255V254H6ZM4 256V258L6 257L7 258V256ZM10 255V256H11ZM14 255H16V254H14ZM129 255V256H128ZM225 255H227V254H222V257L224 258V256ZM240 255H242V254H240ZM252 255V254H251ZM91 256H93V257H91ZM98 256V257H99ZM120 256V257H119ZM125 256H127V257H125ZM214 256V255H213ZM213 256H212V259H213ZM218 256V255H217ZM220 256V255H219ZM228 256V255H227ZM229 256L230 257H232L231 256V254H229ZM228 256V257H229ZM253 256V255H252ZM255 256V255H254ZM253 256V257H254ZM259 256V255H258ZM258 256L256 257V258H258ZM261 256V255H260ZM9 257V256H8ZM11 257H13V256H11ZM15 257V256H14ZM113 257V258H112ZM214 257H216V256H214ZM1 258V257H0ZM3 258V257H2ZM3 258V259H4ZM10 258V257H9ZM75 258V259H74ZM223 258H221V257H219V260L217 261V263L222 259V260H224ZM240 258V257H239ZM264 258V257H263ZM3 259L1 260V261H3ZM15 259V258H14ZM86 259V260H85ZM217 259V258H216ZM228 259V258H227ZM233 259V258H232ZM259 259V258H258ZM258 259H256V260H258ZM262 259V258H261ZM17 260V259H16ZM92 260V261H91ZM230 260H231V258H230ZM255 260V261H256ZM84 261V262H83ZM209 261H210V259H209ZM214 261L216 262V260L214 259ZM225 261V260H224ZM223 261V262H224ZM232 261L233 260H231V264H232ZM251 261L254 263L255 261H253L252 259H251ZM260 261V260H259ZM263 261H264V259H263ZM212 262H213V260H212ZM221 262V261H220ZM219 262V263H220ZM258 262V261H257ZM16 263V262H15ZM226 263H229L228 261L227 262H225V264ZM259 263V262H258ZM210 264V263H209ZM213 264V263H212ZM220 264H222V263H220ZM224 264V263H223ZM230 264V263H229ZM237 264H239V263H237ZM256 264V263H255ZM259 264H261V263H259ZM264 264V263H263Z\"/></svg>",
	"mask_w": 264,
	"mask_h": 264
},
{
	"label": "built area",
	"instance_id": "3",
	"mask_svg": "<svg viewBox=\"0 0 264 264\" xmlns=\"http://www.w3.org/2000/svg\"><path fill=\"white\" fill-rule=\"evenodd\" d=\"M5 8V0H0V17ZM3 30L0 24V31ZM13 49V44L6 40L3 35H0V69L5 66L6 60L10 57L11 50Z\"/></svg>",
	"mask_w": 264,
	"mask_h": 264
},
{
	"label": "crops",
	"instance_id": "4",
	"mask_svg": "<svg viewBox=\"0 0 264 264\" xmlns=\"http://www.w3.org/2000/svg\"><path fill=\"white\" fill-rule=\"evenodd\" d=\"M167 1H170V0H156V7L158 9V13L159 12H165V11H168V10H171L173 9L174 7H176V5L178 4V0H173V2L171 3H168V4H165ZM141 79H142V75H137L136 76V85H137V92L139 93L140 90H139V85L141 83Z\"/></svg>",
	"mask_w": 264,
	"mask_h": 264
},
{
	"label": "water",
	"instance_id": "5",
	"mask_svg": "<svg viewBox=\"0 0 264 264\" xmlns=\"http://www.w3.org/2000/svg\"><path fill=\"white\" fill-rule=\"evenodd\" d=\"M161 76H162L161 74L157 73V76H156V78L154 79V84H155V85L158 84L157 82H158V80L160 79Z\"/></svg>",
	"mask_w": 264,
	"mask_h": 264
}]
</instances>
